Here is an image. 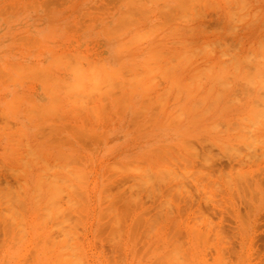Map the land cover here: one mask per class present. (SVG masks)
<instances>
[{"label": "rangeland", "instance_id": "374dc122", "mask_svg": "<svg viewBox=\"0 0 264 264\" xmlns=\"http://www.w3.org/2000/svg\"><path fill=\"white\" fill-rule=\"evenodd\" d=\"M15 1H16V4H15ZM178 1L181 4L183 2H185L186 4L184 3L182 5H185V6L187 5L186 6L187 8L183 7V9H181L182 6L178 8V6L176 4V3H178ZM240 1H241V4H244V2H245V0H240ZM240 1L235 0L233 2L232 0H228V1L227 0H213V1L212 0H204V1L203 0H196V1L195 0L194 1L193 0L192 1L183 0L181 2V0H157L155 2L153 0H36V1L35 0H0V11H1L0 12V20L1 21H2V19L4 21H6L9 18L10 19H12L13 17L16 18L18 15L15 16V15H13V13L14 14L15 13L20 14V13H22V10L25 12L28 11L26 14H25V12L21 14L22 16L26 15V17L24 16L23 18L27 19L28 16H31V18L33 17L32 20H30L31 18L29 19V17L27 20L34 21V22H36V20L38 21L41 19H43V21H45L50 17L49 15H51V19L53 21L54 19H56V16H59V19H57L59 21L58 23H56V21L54 20L55 21V24H54V21L52 22L50 18H49L50 20L49 19L48 20L52 23H50L49 21H47V22L54 25V26L56 25L55 28L57 27V29L63 25L62 27H63L64 33H65V30L66 31L68 30L69 35L72 33L73 36H74V34H76V36H79L78 34L80 33L79 37H81V35L84 36V33H85L87 27L89 29L87 31L90 33L93 31V29H95V25L99 24L100 26H103V28L98 26V28L101 31V29L104 30V26L107 23L108 24L110 23L109 25L112 26V18H115L113 20V23H115V20H116L115 27L112 26L113 28H111L109 25H106L105 27L108 26V28L113 29V32L115 34L117 33L116 35H120L118 33L122 32L121 33V35L123 34L122 38H125L124 37L125 34L127 36L129 34L134 35V36H132V38L130 35L129 38L127 37L125 40L130 39V38L133 39L135 37L133 39V41L130 39V42H128V43H129L130 47L131 46L134 47L133 50L135 49V47H137L139 50L138 49L134 50V55L131 59L132 55L131 54L128 55L127 53L128 52L131 53L132 49L130 50L131 52L128 49L127 51H125V53L130 58H128L127 56H125V58L129 59V61L132 64V66H129V68L131 67V69L137 71V66H138L139 67L138 73L139 72L144 73V75L143 74L139 75L140 73L138 74L139 78H140V79L139 78L138 79L141 80L142 82L139 83V81H138V83H137L138 89H140L142 91L143 96L140 93V95L142 96L140 98L139 97L140 95L138 94V92L136 93V97L140 98V99L138 98V104L140 101L142 103L140 102L141 106L137 110L138 112L140 111L139 114L137 112V115L138 116L140 115L139 117L136 114H134L136 112L135 108H134L135 112L132 111L131 114H130L131 110L125 108V111H126L125 114H128V115L130 114V116H129L130 118H131V115L132 116L136 115V117H133L132 123L129 121V119H126V118H125V121L124 120L123 121H124V123L129 121L131 124H129V122H127V123L129 124V126L132 125L130 127L132 129H134V131L132 130L131 132H130V129H128L129 130L128 133H126L127 131L124 133V134H127V135H125V140L127 139L126 137L129 136L130 138H128V139H129V141H131V139L133 137L130 135H134L132 133L135 132V130H136L135 127L138 126L137 127L138 132L140 129V132L138 134L136 133L137 132V130H136L135 134H137L136 137L137 136L138 137L137 138L135 137L136 139L132 140V143L130 144V145H132V147H134L132 149L133 151L131 150L132 147L129 148L130 146H128L129 145L128 140L126 141L128 145H125V147L128 146V147H126L127 151L131 150L130 153H127V155L129 156L128 157L129 159L132 160L131 157H133L134 155H136L138 153L137 154L138 156H135V157L141 158L142 163L139 162L140 161L139 158H138L139 161L136 160L137 162L141 163V164L138 163L140 165L139 166L140 170H139L138 169L139 167H137V168L134 167V166H137V164L134 162V164H136V165H134L133 163H132L133 164L132 165L131 160L128 159L130 161V163H129V161H126V162H128V164H127L128 166L126 165V167H129V170H126V171H127V174H129L128 171L131 172L130 165H129V164H131V166L133 167L134 170L137 169V170H139V172H141V170H142V172L140 174L147 172V173H145V175L143 174L142 176H139L140 179L142 178V180H140V183H142V181H143L144 184L145 185L147 184V185L146 186L143 185L141 187L140 184L138 183V181L135 182L134 188H132L130 185V188H132V190H135V191H136V188L138 189L140 187L139 192L136 191V193L137 194L139 193V195L142 196V197H140V196H138V197L141 198L140 203L143 202V204L138 206L137 205L139 203V200H138V203L136 204L137 205V208H136L137 212H135V210H132L130 212L129 217L126 216L125 222L124 223L120 222L121 223L120 225L123 224L122 228L118 227L119 222L117 220H115L116 224H114L113 223L114 219L111 217L113 219L112 223L115 226L112 227L110 225L112 227V229H111L109 224H108V228H105V226H103L106 231L101 229L102 232L104 231L103 233L100 232L99 236L97 234H95V233H99L97 229L100 228V225L102 224L101 222L105 223L106 218L108 220V217H110L109 214H111V213H109L107 217H103V219H100L101 218V216H100V218H98V219H100L99 221L97 220L96 217H99L97 215H100V213H97V212H94V214L85 216L86 220L85 219L81 220L85 225H83V228L81 227L82 231L81 230H78V231H79V235L83 234V236H84L83 237L81 235L80 239L83 238L81 242H82V246H84L83 248L84 249L86 248L85 251H86V255H87V258L89 260V263L91 261L94 264H96L95 260H98L100 262V264L102 262H103V264L104 263L108 264V262L109 263L111 262L110 259H113L114 262H111V264H114V263L115 264H124V262L126 264H129L130 262H132L134 260V257H136L135 261H133L134 264H136L135 262H137V264H144L145 262H146L145 264H148V263L152 264L151 261L154 262L153 258H155L158 254V256L155 258V259H157L159 257L160 253H162L164 255L165 249L174 251V249H176V245L177 246L179 245V247L181 248V246H183L185 244L186 246L184 245V247L182 249L187 251V247H188L187 253H190L188 256H190L192 253H194V251H198V250H196L197 248H199L200 251L202 252V253H200V256H199V254L198 255L194 254L193 258L190 256L194 260L195 264L198 261V259L197 260H196V258L194 259V257H196V256L197 257L199 256V261H201L199 264H203L202 258H200L202 256L206 261V262L204 261V264H221V263L222 264H264V116H263L264 115V80H263L264 77L261 74V73H263L264 69L260 70V68L262 66L261 63L257 64V62H256V66L254 65L255 64V62H254L255 58L250 56L251 52H253V51H251V49L250 50L248 49L250 47V45H248V44H250V43H249V41H247L245 39L248 36L247 37L244 36L245 34H247V35H249L248 38H250L249 33H256L257 36L260 35V38H262V39L264 38L263 36L261 37V35H264V22H262V21H264L263 20L264 19V1L258 0L259 1L258 2L256 0H249L251 2L250 3L247 0L246 1L247 4H245V5H247V7L243 8L245 10H243V9L239 10L240 5L238 6L236 2L239 3ZM231 2H233V3H231ZM162 3H165L164 4L165 7L163 5L161 6ZM211 3H212V5H211ZM215 3H216V6H215ZM226 3H229L231 5H236L235 7H236V9L238 8V10L234 9L235 7L233 8V6H230L229 4H226ZM169 4L172 6H168ZM174 4H176V7ZM2 5H3V7H2ZM178 5L180 6V4H178ZM219 5H220V7H219ZM250 6H252V7H250ZM170 7H172L173 9L170 10L171 9ZM215 7H217V9ZM260 7H261V9H260ZM162 8L164 9L163 12L161 11V10H163ZM166 8H168L169 10ZM230 8L233 10L236 17L232 13V10H230L231 13H228V12H230L229 11ZM13 9H14V11H13ZM185 9L189 12L188 14H187V11ZM3 10H4V12L2 13ZM15 10H18V11L20 10V11L18 12ZM165 10H167V11H165ZM176 10H177V12H176ZM179 10H180V12H179ZM254 10H256V11H254ZM236 11L239 13H237ZM245 11H248L247 15H246ZM5 12L6 13L8 12V15ZM11 12H12V14H11ZM29 12L32 14L29 15ZM45 12H46V14H45ZM178 12L181 15L185 12L186 15H184V14H183V16L180 15L181 18L179 20V16L176 15V13H178ZM243 12H245V13H243ZM41 13H43V15ZM120 13L124 14V15L119 16ZM169 13H171V14L173 13V14L170 15ZM179 13H178V15H179ZM222 13L224 15H221ZM242 13H243V15H241ZM251 13L254 17H252ZM3 14H5V16L2 18L1 15L3 16ZM9 14H11V15H9ZM27 14H28V16H27ZM47 14H48V16H47ZM116 14H117V16H116ZM166 14L168 17L165 16ZM190 14H191V16H190ZM229 14L230 15L232 14V17H233V19L231 18L232 21H231V19H227L228 16H230ZM237 14L241 15V16L239 15L241 17L240 18L241 20L237 19V16H238ZM6 15H7V18H6ZM44 15H46V16H44ZM8 16H10V17H8ZM38 16H40V19L38 18ZM42 16H43V18H42ZM53 16H55V18ZM61 16L64 17V18H62V20L65 19L66 26H64L65 24L63 23V21L60 22ZM126 16L129 18L128 19L127 18L121 19V17L125 18ZM130 16H131V18H130ZM172 16L174 17V19ZM189 16L191 17L190 19H189ZM222 16L224 18H222ZM243 16H244V18H243ZM18 17L16 18L17 20H18ZM116 17H117V19H116ZM256 17H258V18L256 19ZM103 18H106L107 20L105 19V21H104ZM109 18H111V19H109ZM118 18H119V20H122L121 21L122 23L118 20ZM182 18L183 19L186 18V20H183ZM242 18L245 20L242 21ZM25 19L23 20V19L19 18V20H22V22H24ZM101 19L103 22L102 25L99 22ZM171 19L173 20L172 22H171ZM234 19L235 20L237 19V23H238V20H240L239 21L240 23L237 24ZM17 20H16V22H17ZM19 20H18V22H19ZM169 20H170V22H168ZM226 20L228 22H226ZM252 20H255L256 22L252 21ZM249 21H251V22L249 23ZM22 22L18 23V25H20V24L23 25L24 23H22ZM94 22H97V23H94ZM232 22H233V24H232ZM246 22L250 25L247 24L245 27L244 24H246ZM1 23L3 24L4 22H1ZM7 23H8V21H7ZM9 23H13V22L10 21ZM61 23H62V25L60 26ZM225 23H227V25L228 24L229 25L232 24V25L226 26ZM91 24H93L94 26ZM234 24H237V25H234ZM29 25H31V24L29 23ZM89 25L93 26L94 28L89 27ZM178 25H181L182 27L181 26L178 27ZM190 25H191V27H188ZM201 25H204L205 28H204V26L201 27ZM259 25H262L261 26L262 28H259ZM6 26H8V25H6ZM12 26H13V24H11L10 27H12ZM58 26H60V27H58ZM67 26H68V28H67ZM116 26H118V28ZM195 26H196L197 30L195 28L193 29L194 31L191 30ZM24 27H25V25H24ZM150 27H152V28H150ZM225 27H226V30H225ZM227 27L230 28L229 30H231V31H227L228 30ZM249 27H251V28L249 29ZM22 28H23V26L21 28L19 27L20 30ZM96 28H97V26H96ZM116 28L118 30H116ZM135 28H137V29H135ZM170 28H172V29L170 30ZM201 28H203V29H201ZM240 28H241V30H240ZM258 28L260 30H258ZM3 29H5V28H3ZM16 29H18V26H17V28H15V30ZM60 29L62 31V28H60ZM83 29H85V30H83ZM111 29H108V30H111ZM148 29H150V30L152 29V31H148ZM184 29H185V31H184ZM188 29H189V31H188ZM204 29H205V31L206 30L207 31L205 32ZM7 30L8 31H6V32H10V31L13 32L14 31V29L12 30V28H11V30H9V29H7ZM23 30H25V29L23 28ZM30 30L31 29H29V31ZM105 30H107V29L105 28ZM173 30H174V32H173ZM213 30H215V32ZM29 31L25 30L24 32H27V33H24V34L21 31H18V32H21V34H22L21 35L22 37H20V38H22V40L19 39V41H18L16 39L17 40V42H16L15 39L12 38L14 40V41L13 40L12 41L16 42V44L18 42H19L18 45L22 44L23 50H22L21 45L20 46L16 45V47L17 46L21 47L20 50H22V51H24L26 49V46L24 48V43L21 41H24L25 37H28L26 39V41H29L30 38H34L37 35L36 32H33L32 30L30 31L31 34H29ZM123 31H125V34ZM147 31H148V33H147ZM187 31L189 32L190 35L188 34ZM220 31H221V36L218 35L220 33ZM226 31H227L228 35H224V32H225V34H227ZM232 31H233V33H232ZM69 32H71V33H69ZM88 32L85 33L86 34L85 38H87ZM94 32H95V30L92 33H94ZM137 32H138V34L139 33L140 34L138 35ZM142 32H144L145 35H142L143 34ZM13 33H12V36H13ZM16 33H17V31H16ZM16 33H14V35ZM179 33H181V34H179ZM182 33L184 35H182ZM68 34H67V36H68ZM72 34H71V37H72ZM176 34H178V35H176ZM16 35H19V34L17 33ZM16 35L14 37H16ZM61 35H64V34H61ZM61 35H60V40H61V38L63 40V37H65L66 35L63 37ZM229 35L232 37V39H234L235 45L233 44L231 37L229 38ZM6 36H7V38L10 37L8 35H6ZM67 36L65 38H67ZM222 36H224V37H222ZM71 37L67 38L66 41H68V39H71ZM225 37L227 38L226 41H224ZM7 38H6V40H8ZM39 38H40V36L38 38H36L37 40L35 39L36 42L33 41V44L35 43L34 45H36L37 47H39V45H41V43H42L41 42L42 39L41 38L39 39ZM75 38H77V37H75ZM85 38H83V39H85ZM217 39H219V40L222 39V40L219 41V43H218V42H216V41H218ZM6 40H5V42L7 43ZM57 40H59V39H57ZM62 40H61V42H62ZM76 40H78V38ZM76 40H72V42L70 43L71 46H73L72 43L75 42ZM201 40H203V41H201ZM213 40H216V41L213 42ZM227 40H229V41L227 42ZM9 41H10V38H9ZM9 41L7 44H11L10 42H12V41H10V42ZM66 41L63 40L62 43L66 42ZM70 41L71 40L66 42L65 45H61V46H63L62 48H64V50H66L68 48ZM179 41H182V42L180 43ZM185 41H187V42H185ZM189 41H190V43H188ZM205 41L210 42L211 46L212 47L214 46V48L216 47L218 49L220 46V48L218 50L216 49L217 50L216 52L217 53L219 52V55H221L220 53L222 50L223 51L225 50L228 53V55L227 54H225L226 56L224 54H222V55H224L223 58H225V60L227 62H229L226 64L232 63L228 60L233 58V60H232L233 64H230V65H237V67L233 66L235 69L233 67H232V69H230V67L228 69H224V66H223V69H222V67L219 66L218 72H216L217 70H215V68H214V70H209L211 68H208V66L207 67L202 66L203 68H206V69H203L204 71H202V70L196 71L195 70V72H194L193 68H192L193 72H191L192 70L189 68V70L187 69V71H186L187 72V74H186L187 79L189 77H192V75H194V76L197 75L194 77V79H192L193 77L190 78L191 81L193 80L192 81L193 83L190 82V79L187 80L189 82L188 83L186 81V79H185L186 77L184 75L183 76L185 78H183V80L185 79L184 81H186V82L181 80L182 76L180 77L179 74H178V76H179L178 78H181V79L177 80L175 78H172L173 75L175 74V70H174L175 68L174 69L172 68L174 71L170 68V64H169L170 60L169 59H170L171 55L173 57V58L171 57L172 58L171 60L174 61V62L170 61L172 63L171 65H173L175 62L177 63V61H175L174 58H176L177 56L179 57L180 54H178V52L181 53L183 51H186L185 49H187V47H189L188 48L189 50H187L186 54H188V52H189V54H191L190 57H193L195 55V54H193V50L198 51V49H199V47L193 48V46H196L199 44L200 48H202L201 46H205L206 43L204 45L203 44L201 45V43H204ZM100 42L101 41L99 40V43ZM123 42L128 46L127 42H125L124 40H123ZM174 42H176V43H174ZM221 42L223 44H221ZM224 42H225V44H224ZM28 43H30V45L27 47L29 49L31 47V49H30L31 51L32 50L36 51V46L33 47V44L31 43V41L27 42V44ZM67 43H68V45L66 47ZM213 43H214V45H213ZM73 44H74V46L69 47L67 50H69L71 48L70 49L71 51H73V50L75 51L74 47H76L78 45H76L77 42L73 43ZM78 44L81 45V40H78ZM87 44H89V45H87ZM94 44H96V43L94 42ZM97 44L95 46H97V47L99 46L102 49V46H100L99 44L97 45ZM218 44H220V45L218 46ZM232 44H233V46H232ZM12 45H14V44H12ZM58 45H59L58 47H61L60 41H59ZM85 45L89 46V47H85V48H89L88 49L89 53H91L89 55L93 59L96 58V60H97V59H99V57H101V55H100L101 49L100 50H99V48L97 49L91 42L86 41L84 46ZM91 45H93L95 48H93V46H91ZM227 45L231 49H229V47ZM8 46H10V45H8ZM129 46H128V48H129ZM222 46H224L225 49ZM124 47L127 49L126 46H124ZM172 47H174L175 49L174 48L171 49ZM226 47H228L227 48L228 51H227ZM235 47L237 50L235 49ZM251 47H252V44H251ZM62 48H60V49H62ZM79 48L86 50L84 47H79ZM205 48L206 47H203V49H200L201 51L199 50L200 52L198 51V57H195V58H197V60L200 57L199 53L200 54L202 53L201 57H203L204 52H205ZM232 48L234 49L233 52L236 53V51H237V54L234 53L237 56V59H236L235 55H232L233 52L229 53L230 50L232 51ZM245 48H247L248 50H246ZM29 49L25 50V51H29ZM60 49H58V50L60 51ZM90 49H93V50L97 49L96 52L97 53L99 52V54H96L94 52L95 50L93 51ZM12 50L13 49H11L10 51H12ZM18 50H19V48H18ZM164 50H166V51L163 52ZM219 50H221V51H219ZM25 51H24V53H25ZM35 51H34V53H36ZM247 51H251L250 54ZM37 52H38V50H37ZM156 52H157V54H155ZM169 52H172V53H169ZM175 52H177V54ZM14 53H15V51H14ZM246 53L249 54L248 59L251 57L250 63L247 62V65L250 67L252 65L251 62L253 61V65H254L253 67L247 68V66H246V61H248V60L244 59V58H247ZM16 54H17V52H16ZM22 54H23V52H22ZM22 54H20V55H22ZM28 54L30 55L31 53L29 52ZM94 54L98 57H96V56L94 57ZM152 54L154 57L155 56L157 58L160 57V59H157L156 57L154 58L152 56ZM173 54H174V56H173ZM189 54L185 55V53H184L183 59L180 58V57H182V55H180L179 59L178 58L177 59L179 61L184 60V55L187 56V58L189 59ZM175 55H177V56L175 57ZM196 55H197V53H196ZM222 55L219 56L220 58H218V56L215 55V58L217 57L218 60L221 61ZM251 55H254V53ZM23 56H21V57H23ZM32 56H33V53H32ZM36 56H37V54H36ZM168 56H169V58H168ZM212 56H213V54H212ZM228 56H230V58H228ZM240 56H241V58H240ZM25 57H27V56H25ZM152 57L154 58V60L152 59ZM215 58H213V59H215ZM227 58H228V60H227ZM234 58L236 59L235 60L236 63L234 62ZM257 58L260 59L261 62H262V58L264 60V57H262V56H259ZM143 59H145V60H143ZM131 60L132 61L134 60V63ZM163 60H165V62ZM222 60H224V59H222ZM193 61H195V60H193ZM244 61H245V63H244ZM3 62H4V59L1 58L0 63H2V64H0V67L2 66L4 68ZM130 62L128 63V65L130 64ZM142 62L144 63V65L142 64ZM147 62L149 63V65ZM151 62H153L152 63L153 65L151 64ZM164 63L169 64V65H165ZM238 63L241 65H239ZM134 64L136 67L133 66ZM162 64L165 66H163ZM145 65H147V67L150 66V68H152V67L154 68L155 66L158 65V66H160V69H161V65H162V68L164 67V69L165 68L167 69L166 66H169V67L167 70L165 69V71H164V69L157 70V67H156L155 69L157 71H154V70H152L153 68L147 69V67H145ZM141 66H142V69L144 67L143 71H140ZM211 67L213 68V66H211ZM238 67H240V68H238ZM254 67H255L256 71L254 70ZM169 68L172 70V72ZM219 68H221L222 70ZM236 68H238V70H236ZM262 68H264V64H263ZM2 69H1V71H2ZM5 69L6 68H4L3 69L4 71H2V72H5L7 70V69L6 70ZM146 69L149 70L148 72H151V74L147 73ZM257 69L259 70V72L260 71L261 72L258 73ZM168 70H170L171 73ZM247 70H249V71H247ZM162 71L165 73L168 72L169 74H164ZM176 71L178 72L179 70H176ZM199 71L202 73H199ZM230 71H233V72L230 73ZM234 71H237V72H234ZM243 71H244V74H243ZM127 72L129 73V71H127ZM160 72L163 73L162 75H166V76H168V75L171 76L173 73L171 78L173 80H177L175 82H178V81L181 82L182 81L181 83H184V84H180V86L181 85H183V86H181V87L179 86L178 88H176L177 86L175 85V83H172L173 82L172 79H170L169 77L167 79L165 76H163L162 77L163 80H161V82H159L161 79L160 78L161 74L159 75L158 73H160ZM203 72H205V73H203ZM7 73H6V75L5 74L3 75V73H0V75L2 74L1 77L3 78V80L7 79ZM153 73H154V75H153ZM198 73L200 75H198ZM247 73L249 76L247 75ZM204 74H208V75H206V77H205ZM232 74H233V76H232ZM147 75L149 77H147ZM227 75H228V79H227ZM153 76H155V77H153ZM198 76L199 77L201 76V77L198 78ZM246 76H248V77H246ZM4 77H6V78H4ZM175 77H177V75ZM224 77L226 78L225 79L226 83L224 81ZM148 78L152 79V80H149ZM195 78H197V79H195ZM169 79H170L171 85L169 84ZM216 79H218V80H216ZM0 80H2V79L0 78ZM211 82L213 84H211ZM24 84H25V86L30 84L29 86L33 87V85H31V83L27 84V82H25ZM140 84L143 85V88ZM188 84H191V85H188ZM156 85H158V86H156ZM167 85H168V87H167ZM25 86H23V87H25ZM185 86H186V88H185ZM187 86L189 89L187 88ZM32 87H30V88H32ZM169 87H170V89H168ZM209 87L211 90L209 89ZM175 88L177 90L180 89L179 93ZM26 89H27V86H26ZM138 89H137V91H139ZM196 89H197V91H195ZM145 90H146V92H145ZM161 90L164 91L163 92L164 95H163V93H161L162 92ZM166 90H169L168 94H166L167 93ZM175 90L177 91V97L180 95L179 98L175 97V99L176 98L179 99L180 102L178 100L175 101L173 99L174 98L173 96L176 95ZM2 91L3 90H1V92H0V96L2 94L5 95V92L3 91V93H2ZM186 92L188 93L187 96L189 95L188 98H190V100L187 98V105H185L186 102L183 103V101H184L183 96L185 97ZM174 93H175V95H174ZM215 93H217V94H215ZM158 95L160 96V98H163L162 101H160V102H159V100H161V99L157 98ZM219 95H220V97H216ZM213 97H215V98H213ZM164 98H166V99H164ZM202 98H204V99L202 100ZM2 99H0V100H2ZM197 100H198V102H196L197 103L196 104L195 101H197ZM215 100L218 102H216ZM210 101H212V102H210ZM260 101H263V102H260ZM223 103H225L224 104L225 106L223 105ZM107 104H108V106H107ZM107 104L105 105V107L111 106L109 103H107ZM193 104H194V106H193ZM191 106L194 107V111H193V107H191ZM181 107L182 108L186 107L188 112H186V108H183V110H182ZM110 108H112V107H110ZM190 108L192 110H190ZM195 108H197V109H195ZM109 109H107L106 111H107L108 115H110V113H111V118H112L113 117V115H112L113 111L110 112V111H108ZM189 110H190V112H189ZM121 111H123V114H124V110H121ZM177 111H179V113H177ZM200 111L202 113H199ZM180 112H183V113H180ZM194 112L196 113V115ZM0 114H1L0 115V126H1V128L2 127L5 128L6 126H8V124H10L9 126H11V127H15L16 125H18L16 122L11 121V122H13V124H12L13 126H12L11 123L9 122V120H6L5 115H2L3 112L1 110H0ZM114 114H116V113H114ZM123 114L120 113L121 118L125 115V114L124 115ZM192 114H194L195 118L192 117L193 116ZM108 115H105V116L108 117ZM118 115H119V113L116 114L115 116L118 117ZM3 116H4V118H3ZM105 116L103 118H105ZM115 116L112 119L106 117L104 120L106 123L108 122L107 124H103L104 122H101V121H98L97 123H96V121H94L96 123V125H94V122L92 121L93 125L91 124V127L94 126L96 130H100V129H103V127L107 126L106 131L111 132L113 126L118 127L120 125V127L124 126V129L126 130V127H128V124L127 123H125L124 125L119 124L118 122L121 119L119 118L120 120H118ZM191 117L193 120L189 119ZM3 120L4 121L6 120V122H3ZM136 120H138V122H136ZM85 121H88V120H85ZM89 121H90V119H89ZM115 122H116V124H115ZM3 123L5 124V126H2ZM90 123H91V121H90ZM117 124H119V125L117 126ZM87 126H90L89 122H88ZM260 128H263V129H260ZM115 130H116V128H115ZM100 131H98L99 135L102 133V137H103V135L105 133L103 134V132L102 131L100 132ZM106 131H104V132H106ZM84 137H86V138L88 137L87 140L89 141L90 144L87 142L88 144H86L87 146H85L84 144H85V141H87V140L82 137V138H80V140L82 139L81 140L82 142L79 141L80 145H81V143H83L82 145H84L86 148H88V150L91 149L90 147H93V149H91L92 154H90L91 152H89L87 150L89 152L91 158L93 157V161H92V159L90 160L93 162L92 170L90 168L91 167L90 165H92L90 163H92V162H89V159H90L88 156L89 154L87 153L86 150H82V148L80 147L81 153L84 152L85 154L86 153L88 154V155L87 154L85 155L86 160H85L84 155H83L84 153L82 154L81 158H83L82 163H83V161H84V163L86 162L83 165L88 170L90 168V171H92V172L89 171L91 173L92 178H96L97 176H99V173H100V177L98 178V180L100 181L103 179L102 176L105 175L104 173L108 170L107 174L110 178L108 177L107 182H106V179H104V185L109 186L111 184L114 187L113 188L111 185L109 186L110 189H109V187L108 188L106 187L108 192L109 193H112V192L116 193V192L120 191V190H116L117 188L121 189V191H122V188H125V189H123L122 193H125V191H126V193H128V192L130 193V190H129L130 188H128V187H129V184L133 183V181L128 180V177H129V179H131V177L133 176L132 173H130L132 176L129 174V176H127V178H124L125 181L122 182L123 185L120 183V185H122V186H120V187L117 186V184L119 183V177H117V175H119V174H115V172H117L115 168H118V167L117 166L115 167L112 165L111 166L114 168H112L111 166L108 167L111 163L112 164L114 163L113 160L115 157L108 155V157H110V158L103 157L102 159H99V155H100V157H102L101 154H103V156H105L104 153H101L103 150V148H102L103 147V141H101V143L99 145L92 138L93 142L95 141L99 145V147L96 148L97 144L94 145L95 142L93 143L91 141L90 136H84ZM100 137H101V135H100ZM83 139L85 141H83ZM97 139H99V138H97ZM99 140H97V141H99ZM126 142H125V144H126ZM88 145H89V147H88ZM254 145H255V147L256 146L257 147L255 148ZM95 148L97 149L96 156L94 155ZM128 148L130 150H128ZM0 152H1V148H0ZM257 152H258V154H257ZM143 155H146V156L149 155L152 158H150L149 156H148V158H146V156H143ZM173 155H175V156H173ZM248 155H249V157H248ZM252 155H253V157L251 159ZM156 157H158V158H156ZM144 158H145L146 163H144L145 161L143 162ZM164 158H167L168 161H167V159L165 160ZM151 159L158 162L157 164H159V162H160L159 160H161L160 164H163L164 162L165 163L163 165H157L155 163L151 165V162L153 161L152 160L150 162ZM111 160H112V162H111ZM147 160L149 163V169H151V170L153 169L152 170L153 172H151L153 174V176H151L152 178L151 177L149 178L146 176V175L150 176V174H151V173L148 174V172H150L149 169H147V171H144L145 165H147ZM162 161H163V163H162ZM108 162H109V164H106ZM101 163L103 164L102 167H101ZM104 164H105V166H104ZM156 165H157V167H156ZM106 166H107V170L106 169L104 170V167L106 168ZM153 166H155V167H153ZM158 166L162 170L165 169L166 166L167 167L169 166L167 168L168 170L166 169L168 171V172L166 171L168 174H170V173L172 174V172L173 173L175 172V180L176 181L173 180L174 184L172 182H171L172 184L171 183L168 184L167 182L162 183L165 181V179H163L164 181H162V178L160 180L161 182H157L159 180H156L155 177H157V179H158V177L160 175L158 176L157 174H161L160 172H162L164 174V177L166 179H167V176H170L167 173H164V170L161 171L160 168H158ZM132 167H131V169H132ZM162 167H164V168H162ZM146 168H148V167H146ZM170 168H172V169H170ZM113 169H115V170H113ZM96 170H99L100 172L97 171V173H96ZM103 170H104V172H103ZM112 170L116 176H112ZM159 170H160V172H159ZM109 172H111V175ZM177 172L180 173V175H177L178 174ZM155 173H156V175H154ZM101 174H103V175H101ZM163 174H162V176H163ZM166 174H167V176H166ZM138 175H139V173L137 174V178H139ZM105 176H104V178H105ZM144 176H146V178H144ZM183 176H186V177H183ZM124 177H126V176L124 175ZM133 177H135V179H136V176H133ZM133 177L131 180H135V179H133ZM153 177H154V181H153ZM179 177L182 179H179ZM116 178L118 179V181ZM183 178H185L186 180H184ZM143 179H145V180L149 179V181H144ZM159 179H160V177H159ZM172 179H173V177L172 178H171V176H170V178L168 177L169 182L172 181ZM180 180L182 182L184 181V183L186 181V183L182 185V182ZM114 181L116 182V184L114 183ZM128 181H130V182H128ZM188 181H190V183ZM127 182L129 184H127ZM145 182H151V184L152 183L153 184L151 185L150 183H145ZM108 183H110V184H108ZM124 183H126V184H124ZM136 183H138L139 185H136ZM158 183H160V184H158ZM177 183H179V185ZM98 184H100V183L98 182ZM173 185H174V188H171V186L173 187ZM148 186L150 188H148ZM154 186H156L155 190H157V191H155L153 189ZM157 186H158V189H157ZM161 187H162V189H161ZM165 187L166 188L168 187L167 190L165 189ZM126 188L128 189V191ZM142 188H143V190H142ZM175 188L177 189L178 194L176 193ZM147 189H149L150 193L147 192L148 191ZM109 190H111V191H109ZM159 190H160V192H159ZM163 190H165L164 192H166V193H164ZM186 190H188L187 192H189V193H187ZM167 191H168V196L167 195H166V197H165V195L163 196V194H167ZM181 191H182V193H181ZM132 192L133 191H131L130 194H132ZM134 192H133V194H136ZM154 192H156V193H154ZM157 192H158V194H157ZM119 193H121V192H119ZM153 194L155 195V197ZM170 194H171V196H170ZM183 194H184V196H182ZM127 195H129V194H127ZM181 197H183V198H181ZM91 200H93V201H91ZM88 202H89L88 203L89 206L91 205L90 207H92V208H98L99 207L98 197L95 196L94 193H92L91 197L88 199ZM167 202H169V203L167 204ZM103 204H102V206H105ZM127 205H130V204H127ZM132 205H133V203H131V206ZM126 206L123 207L124 208L123 212H125L123 215L129 214V211L128 212L125 211L126 209L129 210V208H128L129 206H127V208H126ZM168 208H169V212H168ZM133 209H135V207ZM140 209H142V210H140ZM144 209H148V210H144ZM160 209H163L164 214H163V211ZM171 209H172V211L170 213ZM138 210H140V212H142V214L144 212L145 214L148 213L149 215L143 214L144 220H141L143 218L139 219V217L140 216L143 217V215H141V213H140V215L137 217V215L139 213ZM174 210H176V212H174ZM165 212L168 213V214L166 213L167 216L169 215L168 218L163 216V215H166ZM102 213L105 214L106 212H102ZM170 214H171V217H170ZM173 214H175V215H173ZM111 216H114V215L111 214ZM174 216H175V218H177V217L178 218L177 219L174 218L175 219L174 220L173 219ZM88 217L90 218L91 221L89 219H87ZM123 217L124 216L121 215V218H123ZM135 217L138 218L139 226L143 224L142 225L143 227L141 226L142 228L140 230H139V228H140L139 226L135 227L136 228L135 229L136 234L133 235L132 232L135 233V231L131 230L132 228H134L133 226H135L134 224H132L134 222L133 220H135L136 225H138ZM147 218H148V220H147ZM155 219H156V221H155ZM159 219L161 222L159 221ZM107 220H106V222H108ZM150 220L153 221V223H149L150 225L146 223V226L149 225V227L148 226H147V228L144 227L145 222H147V221L151 222ZM3 221L4 220H2L1 222H3ZM97 221H98V223H97ZM158 221L160 222L159 224H158ZM174 221H176V222L174 223ZM172 222H173V224H172ZM87 223H89V224H87ZM110 223H111V221H110ZM154 223H155V225H154ZM3 224H4V222L0 224V229H2V231L0 230V238H1L0 244H1V240L3 242L8 237V236H6V233H5L7 231L5 226H4L5 224L4 225ZM96 224H97V226H96ZM151 224H152V226H151ZM156 224H158V225H156ZM174 224L176 225V227L178 225V227L179 228L181 227V228L178 229V227H177V229H176ZM79 225H81V223L78 224L77 228L79 227ZM192 225H195V227ZM150 226L154 229L150 228ZM168 226H170V227H168ZM106 227H107V225H106ZM123 227H124V230H123ZM101 228H102V226H101ZM148 228H150V229H148ZM170 228L172 229L171 231L169 230ZM192 228L194 231L192 230ZM195 228L197 231L195 230ZM78 229H80V227ZM114 229L115 230L117 229V231H114ZM144 229H147L148 231H150L152 229L154 232L150 231V233H149L146 230V233H147L146 234ZM142 230H144V231H142ZM113 231L115 233L118 232V234H115L116 235L115 236ZM107 232H108V234H106L107 237H104L105 233H107ZM122 232H124V233H122ZM152 232H153V234H152ZM194 232H195V234H194ZM112 233H113V235H112ZM141 233L142 234L145 233V235L143 234L141 236L140 235ZM199 233H202L203 235H201V234L199 235ZM205 233H206V235H204ZM9 234H7V235H9ZM101 235H103V236H101ZM110 235L112 237H110ZM146 235L148 236V238L146 237ZM198 235L200 237H197ZM27 236H29V235H27ZM130 236L132 237V240L130 239ZM169 236L172 237V240H174V239L176 240V242L173 241V245H170L172 243V241L170 240L171 238L169 239V241H171V243L167 242V240H168L167 238ZM195 236L197 239L195 238ZM85 237H86V239H85ZM144 237H146L147 239ZM176 237H178V238H176ZM180 237H182V239ZM9 238L7 239L6 242L4 241L5 243L4 242L2 243V244H4L2 246H5L7 249H5V247L0 246V248L5 249V250L0 249L1 250L0 260L3 259L2 260L3 262H5V259H6V256L4 259V255L9 254L8 253L9 252L8 247L16 239L11 234H10ZM110 238L116 239L117 241L120 240L119 238L123 239V240H120L121 243H119L120 245H122V247H120V245L116 244V243H118L116 240H113ZM136 239H138V240H136ZM143 239H146L145 244H144ZM85 240H87V243ZM177 240H179L178 243H177ZM182 240H185V241H182ZM112 241H114L115 244H111ZM136 241H138L139 244L138 243L135 244ZM156 241H158V242H156ZM162 241H163V243H162ZM181 241H182L183 245L181 244ZM186 241L189 244V246H187ZM28 242H29V244H27ZM28 242L23 243L25 245L21 248L23 255H24V253L27 254L30 251V249H32L33 245H31L30 240ZM200 242H201V244H200ZM212 242H214V243H212ZM215 242L217 243V245ZM141 243L144 244L143 248L140 249L141 251H139V250L136 251L137 248L138 249L140 248L139 247L140 245L142 247ZM175 243H176V245H175ZM13 245H14V248H11V250L14 249L13 252H15L16 249L19 248L20 243H15ZM13 245H11V246L13 247ZM116 245H117V247H116ZM149 245L151 246V248L149 247ZM212 245H213V247H212ZM28 246H30L31 248L30 247H29L30 249L27 248ZM131 246H132V252L129 251ZM147 246L150 249L149 250L147 249V251L145 253H143V251L146 250ZM168 246H169V249L167 248ZM24 247H26V249ZM119 247L122 249L121 251L118 250ZM157 247H159V248H157ZM180 248H177V249L181 250ZM116 249H117V251L120 252L119 254H118V252H115ZM89 250H91V252L93 253L94 256L96 255L95 260H93L94 256L92 255V253ZM167 250L165 251L166 255H168V254H169V256L172 255V258L171 257L169 258V256L164 255V257H166V259H168V258L170 259V260H168L169 262L172 261L173 259H176L175 257H178L180 252L183 251V250H181V251L178 250L179 252L178 251L176 252V250H175V253L172 251L173 253L171 252V254H170V252ZM200 251H198V253ZM128 252L130 253V255ZM147 252H149V253L146 254ZM167 252H168V254H167ZM21 253L19 254V256H21V257H19L20 260H22L23 257L25 256V255L23 256ZM29 253H33V252L31 251ZM88 253H90V254H88ZM135 253H137V254H135ZM138 253H139V255H138ZM176 253H179L178 256H176ZM162 254L160 257H162ZM182 254L185 255L186 253H181L180 255L182 256ZM35 255H36V253H35ZM90 255L92 257H90ZM184 255H183V258H180V259H183V263L185 261ZM1 256H3V257H1ZM181 256H179V257H181ZM185 256H187V255H185ZM25 257H27V256H25ZM28 257H30V256H28ZM36 257H37V255H36ZM36 257H35V260H36ZM140 257H143V259H145V261ZM149 257H150V259H149ZM190 257H188L187 259H189ZM17 258H18V256H17ZM108 258H109V260H107ZM159 258L157 260H155V262H157L159 260V264H161L160 262H162L163 260L166 261L165 258L163 260L161 259V261ZM223 258H224V261H223ZM119 259L121 261H119ZM180 259H179V261H180ZM123 260H125V261H123ZM140 260L141 261L143 260L144 263L141 262ZM2 261H0V263L4 264ZM24 261L25 260L23 259V262ZM36 261H35V263H36ZM98 261H97V264H99ZM165 261H163L162 264H165L166 262H167V264L169 263L168 261H166V262ZM190 261L191 260H189V262H188L189 264H194V263H191ZM217 261H219V263ZM23 262L20 261L21 264ZM33 262H30V263L27 262L26 264H31V263L33 264ZM133 262L130 264H133ZM155 262H154V264H155ZM186 263L187 262H185L184 264H186Z\"/></svg>", "mask_w": 264, "mask_h": 264}, {"label": "bare ground", "instance_id": "6f19581e", "mask_svg": "<svg viewBox=\"0 0 264 264\" xmlns=\"http://www.w3.org/2000/svg\"><path fill=\"white\" fill-rule=\"evenodd\" d=\"M36 1V0H35ZM153 1H157V0H153ZM183 0H181V2H182ZM189 1H192V0H189ZM194 1V0H193ZM196 1V0H195ZM204 1V0H203ZM213 1V0H212ZM228 1V0H227ZM233 2L235 1V0H232ZM237 1V0H236ZM238 1H240V0H238ZM246 1L247 0H245V2H244V4H241V1L238 3V2H236L237 3V5L239 6L240 5V8H239V10L240 9H243V8H246L247 7V5H245V4H247L246 3ZM249 1V0H248ZM256 1H258V0H256ZM255 1V2H256ZM264 1V0H263ZM233 2H231V3H233ZM250 2V1H249ZM259 2V1H258ZM35 3V2H34ZM185 2H183L182 4H184ZM193 3V2H192ZM208 3V2H207ZM251 3V2H250ZM11 4V3H10ZM15 4H16V1H15ZM165 3H162L161 4V6L163 5L164 7H165V5H164ZM177 4V6H178V8L179 7H181L182 6V8L181 9H183V7H185V8H187L185 5H182L181 3H179V1H178V3H176ZM176 4H174L175 5V7H176ZM178 4H180V6L178 5ZM186 4V3H185ZM201 4V3H200ZM214 4V3H213ZM226 4H229V3H226ZM249 4V3H248ZM9 5V4H8ZM7 5V6H8ZM13 5V4H12ZM167 5V4H166ZM203 5V4H202ZM211 5H212V3H211ZM218 5V4H217ZM230 6H233V8L236 6V5H231V4H229ZM228 5V6H229ZM16 6V5H15ZM14 6V7H15ZM26 6V5H25ZM168 6H172V5H168ZM215 6H216V3H215ZM227 6V7H228ZM2 7H3V5H2ZM11 7V6H10ZM37 7V6H36ZM174 7V6H173ZM174 7V8H175ZM219 7H220V5H219ZM218 7V8H219ZM250 7H252V6H250ZM7 8V7H6ZM155 8V7H154ZM171 9L170 10H172L173 8L172 7H170ZM216 9H217V7H215ZM232 8V7H231ZM229 9V11L230 10H232V9ZM249 8V7H248ZM247 8V9H248ZM163 9V8H162ZM166 9H168V8H166ZM234 9H236V7L234 8ZM257 9V8H256ZM259 9V8H258ZM260 9H261V7H260ZM2 10V9H1ZM8 10V9H7ZM6 10V11H7ZM160 10V9H159ZM169 10V9H168ZM178 10V9H177ZM177 10H176V12H177ZM186 10V9H185ZM204 10V9H203ZM236 10H238V8L236 9ZM243 10H245V9H243ZM13 11H14V9H13ZM15 11H18V10H15ZM20 11V10H19ZM18 11V12H19ZM162 12L164 11V9L163 10H161ZM165 11H167V10H165ZM187 11V10H186ZM254 11H256V10H254ZM1 12V11H0ZM4 12V10L2 11V13ZM25 11H23L22 10V13H24ZM28 11H26L25 12V14L27 13ZM161 12V13H162ZM172 12V11H171ZM174 12V11H173ZM179 12H180V10H179ZM178 12V13H179ZM226 12V11H225ZM237 12V11H236ZM246 12V15L248 14L247 12L248 11H245ZM245 12H243V13H245ZM6 13V12H5ZM10 13V12H9ZM22 13H20V14H18V13H13V15H18L17 17H18V20H19V18L20 19H25V18H23L24 16L26 17V15H21ZM39 13V12H38ZM178 13H176V15L177 16H179V20H180V13H179V15H178ZM189 12L187 11V14H188ZM228 13H231V11L230 12H228ZM232 13L234 14V12H233V10H232ZM237 13H239V12H237ZM243 13L241 14V15H243ZM257 13V12H256ZM7 15H8V12L6 13ZM11 14H12V12H11ZM11 14H9V15H11ZM32 13H30L29 12V15H31ZM40 14V13H39ZM42 15H43V13H41ZM45 14H46V12H45ZM170 15H172L171 13H169ZM184 15H186L185 14V12L183 13ZM183 14L181 15V16H183ZM192 14V13H191ZM191 14H190V16H191ZM7 15H6V18H7ZM36 15V14H35ZM34 15V16H35ZM38 15V14H37ZM119 15V14H118ZM121 15H124V14H121L120 13V15L119 16H121ZM221 15H224L223 13L221 14ZM230 15V14H229ZM235 15V14H234ZM233 15V16H234ZM238 16H237V19H240L241 17V15L240 14H237ZM240 15V16H239ZM245 15V14H244ZM245 15V16H246ZM251 15H252V13H251ZM5 16V14H3V16L1 15V17L3 18ZM22 16V17H21ZM27 16H28V14H27ZM44 16H46V15H44ZM47 16H48V14H47ZM50 17V19H51V15H49ZM116 16H117V14H116ZM165 16H167V14L165 15ZM189 16V19L191 18ZM231 16V17H230ZM230 16H228V18L227 19H233V17H232V14L230 15ZM256 16V15H255ZM8 17H10V16H8ZM16 17V18H17ZM29 17V19L31 18V16H28ZM28 17H27V19H28ZM54 18H55V16H53ZM124 17V16H123ZM168 17V16H167ZM170 17V16H169ZM173 17V16H172ZM235 17H236V15H235ZM252 17H254L253 15H252ZM12 18V17H11ZM15 17H13L12 19L14 20H12V19H7L6 21H4L3 19H2V21L0 20V59L1 58H3L4 59V68H6L5 70L8 72H2V71H4L1 67V69H2V71H1V69H0V73H3V75L5 74L6 75V73H7V79H5V80H3V78L1 77L2 76V74L0 75V78L3 80H0V89L1 90H3L4 92H5V95L4 94H2L1 96H0V99H2L3 97V99L2 100H0V110L3 112V114L2 115H5V117H6V120H9V122L11 123V125L13 124V122H11V121H14V122H16L18 125H16L15 127H11V126H9L10 124H8V126H6L5 128L4 127H2L1 128V126H0V148H1V152H0V222L2 221V220H4L3 222H4V226H5V228H6V236H8L4 241L6 242L7 241V239L9 238V236H10V234L13 236V237H15L14 239H15V241L14 242H12L13 244H15V243H20V246H19V248L18 249H16V251L15 252H13V250H11V248H14V245L11 243V245H13V247L10 245H8L9 247H8V255L6 254V255H4V259H5V256H6V259H5V262H3L2 260H0V261H2L4 264H21L20 263V261L21 262H23V259L25 260L22 264H26L27 262L28 263H30V262H33L34 260H35V257H36V255H37V257H36V263L37 264H94L93 262H91L90 261V263H89V260H88V258H87V255H86V251H85V249L83 248L84 246H82V239H80L81 238V235L83 236V234H81V235H79V231L78 230H81V227L83 228V225H85L81 220H83V219H85L86 217L85 216H88V215H91V214H94V212H97V213H100V215H97V216H99V217H96L97 218V220L99 221L100 219H103V217H107L108 216V214L109 213H111L112 215H114V216H111V214H109L110 215V217H108V220H107V218H106V220L108 221V222H106V220H105V223H103V222H101L102 224L100 225V228H98L97 230H98V232L99 233H95V234H97L98 236H99V234H100V232L101 233H103L102 231H101V229L102 230H105V228H108V224H109V226L111 225L112 227L113 226H115V225H113V223L114 224H116V221L115 220H117L118 222V224L120 225L121 223H124L125 222V219H126V216L127 217H129V215H130V212L132 211V210H135V212H137L136 210V208H137V205L139 206V205H141V204H143V202L142 203H140V201H141V198L140 197H142V196H140L139 195V193L137 194L136 193V191L137 192H139V188L137 189L136 188V191L135 190H132V188H134V186H135V182L136 181H138V183L140 184V186L142 187L143 185H145L144 184V182L142 181V183H140V180H142V178L140 179V177L139 176H142L143 174L145 175V173H147V172H144V171H147V169H149V163H148V160H147V165H145V168H144V173H142V174H140L141 172H142V170H141V172H139V170H140V165L139 164H141L142 163V161H141V158H139L140 159V161L138 160V158L137 157H135V156H138L137 154L136 155H132L133 157H131L132 158V160L131 159H129L128 157V155H127V153H130L131 152V150L134 148V147H132V145H130L131 143H132V140H135L137 137H136V135L140 132V129H139V132H138V126L137 127H135L136 128V130H137V132H136V130H135V132L137 133V134H135V132H133L132 134H134V135H130V136H132L133 138L131 139V141H129V139L128 138H130L129 136H127L126 138V140H125V135H127V134H124L126 131V133H128V129H130V132L133 130L134 131V129H132L130 126H132V125H130L129 126V124H131L133 121V117H136V115H137V110H138V108L141 106L140 105V102H139V104H138V98L140 97H142L143 96V93H142V91L140 90V89H138V81H139V83H141L142 81L141 80H139L140 78H139V75H141V74H143L144 75V73H138V71H139V67L137 66V71H135V70H133V69H131V67L129 68V66H132V64H131V62L129 61V59H127V58H125V56H127L126 55V53H125V51H127L128 49H129V51L132 49V52L131 53H127L128 55H132L131 56V59H132V57H133V55H134V50H136V49H138L137 47H135V49L133 50V48L134 47H130L129 46V43L128 42H130V39L132 38V36H134L133 34L131 35V34H129L128 36L125 34V31H123L124 32V37L125 38H122V36H123V34L121 35V33L119 32L118 34H120V35H116L114 32H113V29H111V28H113V27H115V23H116V20H115V23H113V20L115 19V18H112V26L111 25H109L107 22V24H105V26L106 25H109L111 28H108V26L107 27H105L104 26V30H102L101 29V31H100V29L98 28V26H100L99 24H96L95 25V29H93V31L95 30V32L94 33H92V32H88L87 30H89L88 29V27L86 28V31H85V33L86 32H88V34H87V38H85L86 37V34L84 33V36L83 35H81V37H79L80 36V33L78 34L79 36H76V34H74V36L75 37H77L78 38V40H81V45H79L78 44V40H76L77 38H75L74 36H73V34L71 33V32H69V33H71L72 34V37H71V34L69 35L68 34V30L66 31L65 29V33H64V31H63V25H62V23L60 24V26H58V27H60V28H62V31H61V29L60 28H58L57 29V27L55 28V26L54 25H52V24H50V23H52L54 20L56 21V23H58L59 21L57 20V19H59V16H56V19H54L53 21H52V19H51V21L52 22H50L48 19L47 20H45V21H43V19H41V20H36V22H34V21H30V20H32V18L30 19V20H27V19H25V21L24 22H22V20H19V22H18V20L16 19ZM37 18V17H36ZM38 18L40 19V16H38ZM42 18H43V16H42ZM46 18V17H45ZM44 18V19H45ZM62 18H64V17H60V22H62L63 21V23L65 24L64 26H66V21H65V19H63L62 20ZM111 18H109V19H111ZM128 19L129 17H125V18H122L121 17V19ZM130 18H131V16H130ZM222 18H224L223 16H222ZM243 18H244V16H243ZM242 18V21L243 20H245V19H243ZM258 17H256V19H257ZM17 20V22H16V20ZM105 19L106 18H103V20L105 21ZM116 19H117V17H116ZM173 19H174V17H173ZM183 19V18H182ZM232 19H231V21H232ZM237 19L235 20L236 21V23H237ZM107 20V19H106ZM118 20H119V18H118ZM183 20H186V18L185 19H183ZM233 20V21H234ZM241 20V19H240ZM240 20H238V23H240L239 21ZM264 20V19H263ZM7 21H8V23L11 21V22H13V23H7ZM47 21H49L50 23H48ZM55 21H54V24H55ZM99 21V20H98ZM120 22L122 21V20H119ZM124 21V20H123ZM173 20L171 19V22H172ZM192 21V20H191ZM230 21V20H229ZM252 21H255V20H252ZM1 22H4L3 24L1 23ZM15 22V23H14ZM20 22H22V23H24L23 25H18V23H20ZM100 22V24L102 25V19L99 21ZM126 22V21H125ZM128 22V21H127ZM168 22H170V20L168 21ZM226 22H228L227 20H226ZM251 21H249V23H250ZM256 22V21H255ZM262 22H264V21H262ZM29 23L31 24V25H29ZM94 23H97V22H94ZM105 23V22H104ZM119 23V22H118ZM122 23V22H121ZM129 23V22H128ZM132 23V22H131ZM158 23V22H157ZM235 23V22H234ZM237 23V24H238ZM245 23V22H244ZM11 24H13V26L12 27H10L11 26ZM114 24V25H113ZM154 24V23H153ZM159 24V23H158ZM226 24V26H228L227 25V23H225ZM232 24H233V22H232ZM232 24H230V25H232ZM237 24H234V25H237ZM248 23L246 22V24H244L245 25V27H246V25H247ZM6 25H8V26H6ZM10 25V26H9ZM16 27H15V26ZM24 25H25V27L27 28H25L24 27ZM59 25V24H58ZM91 25H93V24H91ZM199 25V24H198ZM229 25V26H230ZM233 25V26H234ZM243 25V26H244ZM248 25H250V24H248ZM254 25V24H253ZM17 26H18V29H16L15 30V28H17ZM23 26V28L25 29V30H28L29 31V29H31L33 32H36V38H38L39 36H40V38L42 39V43H41V45H39V47H37L36 45H34L33 44V41H35V39L34 38H30V40L29 41H31V43L33 44V47H35L36 46V51L35 50H30L31 49V47H30V49L27 47V46H29L30 45V43H28L27 44V42H29V41H26V39L28 38V37H25L24 39V41H21L22 40V38H20V37H22L21 35V32L24 34V33H27V32H24L25 30H23V28L20 30L19 29V27L21 28ZM94 26V25H93ZM93 26H90L89 25V27H91V28H94ZM96 26H97V28H96ZM154 26V25H153ZM173 26V25H172ZM177 26V25H176ZM175 26V27H176ZM181 25H178V27H180ZM200 26V25H199ZM198 26V27H199ZM202 26H204V25H201V27ZM239 26V25H238ZM252 26V25H251ZM262 25H259V28H262L261 27ZM9 27V28H8ZM14 27V28H13ZM31 27V28H30ZM100 27H102L103 28V26H100ZM117 28H118V26H116ZM120 27V26H119ZM161 27V26H160ZM159 27V28H160ZM182 27V26H181ZM186 27V26H185ZM188 27H191V25L190 26H188ZM3 28H5V29H3ZM11 28H12V30L14 29V33H16V31H17V33L19 34V35H16V37H14L15 35H14V33L13 32H6V31H8L7 29H9V30H11ZM65 28V27H64ZM67 28H68V26H67ZM105 28L107 29V30H105ZM116 28V30H118ZM149 28V27H148ZM150 28H152V27H150ZM157 28V27H156ZM173 28V27H172ZM172 28H170V30L172 29ZM177 28V27H176ZM196 29V26L195 27H193L191 30H193V29ZM204 28H205V26H204ZM242 28V27H241ZM241 28H240V30H241ZM251 27H249V29H250ZM258 28V30H260ZM108 29H111V30H108ZM120 29V28H119ZM126 29V28H125ZM135 29H137V28H135ZM201 29H203V28H201ZM224 29V28H223ZM227 31H231V30H229L230 28H228L227 27ZM235 29V28H234ZM243 29V28H242ZM30 30V31H31ZM60 30V31H59ZM82 30V29H81ZM83 30H85V29H83ZM124 30V29H123ZM154 30V29H153ZM169 30V31H170ZM175 30V29H174ZM174 30H173V32H174ZM180 30V29H179ZM190 30V31H191ZM197 30V29H196ZM225 30H226V27H225ZM18 31H21V32H18ZM30 31H29V34H31L30 33ZM71 31V30H70ZM121 31V30H120ZM146 31V30H145ZM148 31H152V29L150 30V29H148ZM148 31H147V33H148ZM184 31H185V29H184ZM188 31H189V29H188ZM187 31V32H188ZM194 31V30H193ZM204 31H205V29H204ZM207 31V30H206ZM205 31V32H206ZM214 32H215V30H213ZM218 31V30H217ZM227 31H226V33H227ZM82 32V31H81ZM168 32V31H167ZM202 32V31H201ZM213 32V33H214ZM258 32V31H257ZM7 33V34H6ZM12 33H13V36H12ZM143 34L142 35H145L144 34V32H142ZM146 33V32H145ZM151 33V32H150ZM200 33V32H199ZM218 33V32H217ZM231 33V32H230ZM232 33H233V31H232ZM61 34H64V35H61ZM67 34H68V36H67ZM137 34H138V32H137ZM140 34V33H139ZM138 34V35H139ZM166 34V33H165ZM179 34H181V33H179ZM188 34H189V32H188ZM250 34V38H248L249 37V35H247V34H245L244 36L245 37H247V38H245L247 41H249V43L250 44H248V45H250V47L248 48L249 50L251 49V51H253V52H251V51H247V52H249V54H250V52H251V54H253L254 53V55H251L250 54V56L251 57H254L253 59H254V62H255V66H256V62H257V64L258 63H261V68H260V70L261 69H264V68H262L263 67V64H264V60H263V58H262V62H261V60L260 59H258L257 57H259V56H262V57H264V38L262 39V38H260V35H258L257 36V34L256 33H249ZM253 34V35H252ZM256 34V35H255ZM6 35H8V36H10V37H8L7 38V36ZM60 35L63 37V36H67V38H69V37H71V39H68V41L69 40H71L70 42H69V45H68V43L66 44V47H67V45H68V48L69 47H73L74 46V44L73 43H76L77 42V44L76 45H78V46H76V47H74L75 48V51L73 52V51H71L70 49L69 50H64V48H62L63 46H61V45H65V43L66 42H68V41H66V39L67 38H65V37H63V40L64 41H66V42H64V43H62L63 42V40H62V38H61V40H62V42H61V40H60ZM131 35V38L130 39H127V40H125L127 37L129 38V36ZM147 35V34H146ZM156 35V34H155ZM176 35H178V34H176ZM182 35H184L183 33H182ZM190 35V34H189ZM217 35V34H216ZM215 35V36H216ZM218 35H220L221 36V31H220V33L218 34ZM224 35H228V33L227 34H225V32H224ZM235 35V34H234ZM233 35V36H234ZM33 36V35H32ZM83 36V37H82ZM141 36V35H140ZM193 36V35H192ZM252 36V37H251ZM257 36V37H256ZM264 37V35H261V37ZM8 39V40H6V38ZM18 37V38H17ZM75 39H74V38ZM143 37V36H142ZM141 37V38H142ZM174 37V36H173ZM222 37H224V36H222ZM228 37V36H227ZM231 36L229 35V38H230ZM9 38H10V41H12L13 39H15V41L17 42V40L19 41V39H21L20 41L21 42H23L24 43V48H25V46H26V49L25 50H28L29 49V51H25V53H24V51H22L23 50V46H22V44H19L18 45V43L16 44V42H10L9 41ZM13 38V39H12ZM39 38V39H40ZM65 38V39H64ZM83 38H85V39H83ZM94 38V39H93ZM135 38V37H134ZM133 38V39H134ZM212 38V37H211ZM215 38V37H214ZM221 38V37H220ZM228 38V39H229ZM17 39V40H16ZM34 39V40H33ZM57 39H59V40H57ZM83 39V40H82ZM93 39V40H92ZM97 39V40H96ZM133 39H131L132 41H133ZM138 39V38H137ZM210 39V38H209ZM216 39V38H215ZM224 39V38H223ZM226 37H225V40L224 41H226ZM244 39V40H245ZM5 40L7 41V43H8V41L11 43V44H7L6 42H5ZM37 40V39H36ZM72 40H76L75 42H73L72 43V45L73 46H71V42H72ZM96 40V41H95ZM99 40L101 41L100 43H99ZM123 40L125 41V42H127L128 43V46H129V48H128V46L123 42ZM129 40V41H128ZM184 40V39H183ZM200 40V39H199ZM218 41H216V40H213V42L214 41H216V42H218L219 43V41H221V40H219V39H217ZM231 40H232V42H233V44H234V39H232V37H231ZM230 40V41H231ZM59 41H60V46L61 47H58L59 45ZM91 42L94 46L98 43L100 46H102V49L98 46H95L97 49L99 48V50L101 49V53H100V55H101V57H99V59H97L96 60V58L95 59H93L89 54H91V53H89V48H85V47H89V46H87V45H89V44H87V45H85L84 46V44H85V42ZM96 43V44H94V42ZM98 41V42H97ZM163 41V40H162ZM174 41V40H173ZM191 41V40H190ZM190 41L188 42V43H190ZM194 41V40H193ZM192 41V42H193ZM201 41H203V40H201ZM210 41V40H209ZM212 41V40H211ZM229 40H227V42H228ZM36 42V41H35ZM137 42V41H136ZM155 42V41H154ZM159 42V41H158ZM167 42V41H166ZM172 42V41H171ZM180 43L182 42V41H179ZM184 42V41H183ZM185 42H187V41H185ZM199 42V41H198ZM132 43V42H131ZM174 43H176V42H174ZM206 43V45L205 46H201L202 48H200V46H199V44L198 45H196V46H193L192 44V46H193V48L194 47H199V49H198V51L200 50V49H203V47H206L205 48V52H204V55H203V57H201V54L199 53V55H200V57L198 58V60H197V58H195V57H198V51H194L193 50V54H195L193 57L195 58H193V57H190L191 56V54H189V52H188V54H189V59L187 58V56H185V55H188V54H186V52H187V50H189L188 48L189 47H187V49H185L186 51H183V52H178V54H180V55H182V57H180V55H179V57L181 58V59H183V54L185 53V55H184V60H181V61H179L178 59H179V57L177 56V55H175V57L176 58H174V60L175 61H177V63L175 62L173 65H171L172 63L170 62V61H173V60H171L173 57H172V55H171V57H170V61H169V64H170V68L172 69H174L175 70V74L173 75V73H172V75H173V77H172V75L170 76V75H168V76H166V75H162L163 73L164 74H169L168 72H163V73H158L161 77V79H160V81L159 82H161V80H163V76H165L167 79H168V77L170 78V79H172V78H175V79H177V80H179V79H181V78H178L179 76L181 77L182 76V81H184L185 79H186V81L187 80H189L190 78H192V79H194V77L195 76H197V75H192V77H189L188 79H187V69L189 70V68L192 70V68L194 69V72H195V70L197 71V70H202V71H204L203 69H206V68H203L202 66H208V68H211V69H209V70H214V68H215V70H217L216 72H218V67L220 66V67H222V69H223V66H224V69H228L229 67H230V69H232V67L234 66H236L237 67V65H230V64H233V58L232 59H230V60H228V58H230V56H228V58H227V60L228 61H230V62H232V63H230V64H226V63H229V62H227L226 60H225V58H223L224 57V55L225 54H227L228 55V53L224 50H219V51H221V55L222 54H224V55H222V58H221V61L220 60H218V58H220L219 56H221V55H219V52L217 53L216 51L220 48V44H218V46H219V48L217 49L216 47L214 48V46L212 47L211 46V44H210V42H207V41H205L204 43H201V45L203 44H205ZM212 43V42H211ZM12 44H14V45H12ZM97 44V45H98ZM165 44V43H164ZM183 44V43H182ZM221 44H223L222 42H221ZM224 44H225V42H224ZM228 44V43H227ZM231 44V43H230ZM233 44H232V46H233ZM251 44H252V47H251ZM8 45H10V46H8ZM16 45H18V46H20L21 45V47H22V50H20L21 49V47H16ZM93 45H91V46H93ZM155 45V44H154ZM159 45V44H158ZM190 45V44H189ZM213 45H214V43H213ZM229 45V44H228ZM227 45V46H228ZM235 45V44H234ZM247 45V46H248ZM32 46V45H31ZM93 46V48H95ZM124 46H126L127 47V49L124 47ZM135 46V45H134ZM160 46V45H159ZM191 46V47H192ZM209 46V47H208ZM217 46V47H218ZM226 46V45H225ZM231 46V45H230ZM65 47V46H64ZM65 47V48H66ZM79 47H84L86 50H83V49H80ZM153 47V46H152ZM224 49H225V47L224 46H222ZM229 47V46H228ZM228 47H226V49L228 48ZM244 47V46H243ZM15 48V49H14ZM18 48H19V50H18ZM39 48V49H38ZM60 48H62V49H60ZM73 48V49H74ZM79 48V49H78ZM92 48V47H91ZM174 47H172L171 49H173ZM247 48H245L246 50H248ZM11 49H13L12 51H10ZM58 49H60V51L58 50ZM96 49V50H97ZM126 49V50H125ZM158 49V48H157ZM175 49V48H174ZM197 49V48H196ZM217 49V50H216ZM222 49V48H221ZM229 49H231L230 47H229ZM235 49H236V47H235ZM17 50V51H16ZM37 50H38V52H37ZM88 50V51H87ZM90 50H93V49H90ZM95 50V49H94ZM93 50V51H94ZM96 50L94 51L96 54H99V52L97 53L96 52ZM139 50V49H138ZM192 50V49H191ZM190 50V51H191ZM233 48H232V51L230 50V52L229 53H232L233 52ZM237 50V49H236ZM245 50V51H246ZM14 51H15V53H14ZM19 51V52H18ZM34 51L36 52V53H34ZM92 51V52H93ZM157 51V50H156ZM162 51V50H161ZM166 50H164L163 52H165ZM201 51V50H200ZM199 51V52H200ZM227 51H228V49H227ZM16 52H17V54H16ZM22 52H23V54H22ZM27 52V53H26ZM31 53L30 55L28 54V53ZM91 52V51H90ZM158 52V51H157ZM157 52L155 53V54H157ZM162 52V53H163ZM226 52V53H225ZM32 53H33V56H32ZM153 53V52H152ZM160 53V52H159ZM169 53H172V52H169ZM176 54H177V52H175ZM174 53V54H175ZM183 53V54H182ZM192 53V52H191ZM196 53H197V55H196ZM215 53V54H214ZM235 52H233V54L232 55H235V54H237V51H236V53L234 54ZM20 54H22V55H20ZM25 54V55H24ZM28 54V55H27ZM36 54H37V56H36ZM154 54V55H155ZM164 54V53H163ZM167 54V53H166ZM165 54V55H166ZM174 54H173V56H174ZM212 54H213V56H212ZM247 54V53H246ZM245 54V55H246ZM249 54H247V58H244V59H246V60H248V61H246V66H247V68L249 67L248 65H247V62H249L250 63V58L248 59V56H249ZM24 55V56H23ZM35 55V56H34ZM159 55V54H158ZM215 55H219L218 56V58L216 57L215 58ZM21 56H23V57H21ZM25 56H27V57H25ZM29 56V57H28ZM96 55L94 54V57H95ZM152 56H153V54H152ZM226 56V55H225ZM236 56V55H235ZM96 57H98V56H96ZM128 58H130L129 56H127ZM154 57V56H153ZM152 57V59L154 60V58L156 57H154L153 58ZM234 57V56H233ZM244 57V56H243ZM151 58V57H150ZM149 58V59H150ZM157 58V57H156ZM168 58H169V56H168ZM178 58V59H177ZM191 58V59H190ZM193 58V59H192ZM213 58H215V59H213ZM240 58H241V56H240ZM261 58V57H260ZM126 59V60H125ZM148 59V60H149ZM157 59H160V57H158ZM156 59V60H157ZM222 59H224V60H222ZM236 59H237V56H236ZM235 58H234V62H235V60H236ZM128 60V61H127ZM143 60H145V59H143ZM155 60V61H156ZM190 60V61H189ZM193 60H195V61H193ZM260 60V61H259ZM132 61V60H131ZM158 61V60H157ZM164 62H165V60H163ZM162 61V62H163ZM210 61V62H209ZM223 61V62H222ZM130 62V64L128 65V63ZM133 63H134V60L132 61ZM154 62V61H153ZM153 62H151V64L153 63ZM174 62V61H173ZM146 63V62H145ZM148 63V62H147ZM156 63V62H155ZM154 63V64H155ZM159 63V62H158ZM210 63V64H209ZM236 63V62H235ZM234 63V64H235ZM244 63H245V61H244ZM252 63V65L250 66V67H253L254 65H253V61L251 62ZM263 63V64H262ZM0 64H2V63H0ZM142 64L144 65V63L142 62ZM157 64V63H156ZM160 64V63H159ZM165 64V63H164ZM169 64H165V65H169ZM224 64V65H223ZM239 64V63H238ZM148 65H149V63H148ZM153 65V64H152ZM163 65V64H162ZM162 65H161V69H164V67L162 68ZM165 65H163V66H165ZM239 65H241V64H239ZM250 65V64H249ZM133 66H135V64L133 65ZM199 66V67H198ZM211 66H213V68L211 67ZM217 66V67H216ZM226 66V67H225ZM259 66V65H258ZM136 67V66H135ZM145 67H147V65H145ZM152 67V66H151ZM157 67V70H161L160 69V66H155L153 69L152 68H150V66H148L147 67V69H152V70H154V71H157L155 68ZM159 67V68H158ZM167 67V69H168V67L169 66H166ZM233 67V68H234ZM242 67V66H241ZM249 67V68H250ZM169 68V69H170ZM198 68V69H197ZM200 68V69H199ZM202 68V69H201ZM207 68V69H208ZM217 68V69H216ZM238 68H240V67H238ZM238 68H236V70H238ZM246 68V67H245ZM136 69V68H135ZM143 69H144V67H143ZM143 69H142V66L140 67V71H143ZM146 69V71H147V73H150L151 74V72H148L149 70H147ZM166 69V68H165ZM165 69H164V71H165ZM166 69V70H167ZM170 69V70H171ZM172 69V70H173ZM219 69H221V68H219ZM221 69V70H222ZM235 69V68H234ZM151 70V71H152ZM170 70H168L169 72H170ZM172 70H171V72H172ZM173 70V71H174ZM176 70H179L178 72L176 71ZM245 70V69H244ZM252 70V69H251ZM254 70L256 71V69H255V67H254ZM258 70V69H257ZM127 71H129V73L127 72ZM185 71V72H184ZM199 71V73H202V72H200ZM247 71H249V70H247ZM145 72V71H144ZM170 72V73H171ZM191 72H193V70L191 71ZM208 72V71H207ZM222 72V71H221ZM233 71H230V73H232ZM234 72H237V71H234ZM261 72V71H260ZM259 72V70H258V73H260ZM198 73V75H200ZM203 73H205V72H203ZM229 73V74H230ZM263 73H264V71H263ZM263 73H261L262 75H263V77H264V74ZM139 74V75H138ZM178 74H179V76H178ZM222 74V73H221ZM243 74H244V71H243ZM250 74V73H249ZM149 75V74H148ZM147 75V77H149ZM153 75H154V73H153ZM177 75V77H175ZM186 77H184V76ZM206 75H208V74H204V76L206 77ZM247 75H248V73H247ZM251 75V74H250ZM146 76V75H145ZM156 76V75H155ZM155 76H153V77H155ZM232 76H233V74H232ZM249 76V75H248ZM248 76H246V77H248ZM252 76V75H251ZM152 77V78H153ZM172 77V78H171ZM201 77V76H200ZM199 76H198V78H200ZM210 77V76H209ZM4 78H6V77H4ZM139 78V79H138ZM183 78H185L184 80H183ZM219 78V77H218ZM149 79V78H148ZM170 79H169V84L171 85V83H170ZM195 79H197V78H195ZM225 77H224V81H225ZM227 79H228V75H227ZM149 80H152V79H149ZM177 80H173L172 79V83H175V85L177 86L176 88H178L179 86H180V84H184V83H181V82H175V81H177ZM199 80V79H198ZM216 80H218V79H216ZM215 80V81H216ZM264 80V79H263ZM186 81H184V82H186ZM193 81V80H192ZM191 81V79H190V82H192ZM196 81V80H195ZM214 81V82H215ZM223 81V80H222ZM25 82H27V84L28 83H31V85H33V87L32 86H29V85H26L27 86V89H26V86H25ZM148 82V81H147ZM151 82V81H150ZM188 82V81H187ZM197 82V81H196ZM213 82V81H212ZM211 82V84H213ZM189 83V82H188ZM193 83V82H192ZM225 83H226V81H225ZM230 83V82H229ZM178 84V85H177ZM197 84V83H196ZM201 84V83H200ZM228 84V83H227ZM141 85V84H140ZM148 85V84H147ZM169 85V86H170ZM188 85H191V84H188ZM198 85V84H197ZM23 86H25V87H23ZM142 86V88H143V85H141ZM150 86V85H149ZM156 86H158V85H156ZM181 86H183V85H181ZM180 86V87H181ZM200 86V85H199ZM29 87V88H28ZM30 87H32V88H30ZM147 87V86H146ZM167 87H168V85H167ZM175 88V89H176ZM185 88H186V86H185ZM187 88H188V86H187ZM198 88V87H197ZM137 89L139 90V91H137ZM145 89V88H144ZM147 89V88H146ZM166 89V88H165ZM168 89H170V87L168 88ZM183 89V88H182ZM189 89V88H188ZM209 89H210V87H209ZM1 90H0V92H1ZM148 90V89H147ZM163 90V89H162ZM161 90V91H162ZM177 90V89H176ZM175 90V92H176V95H175V93H174V95L175 96H173L174 98V100L175 101H179L180 102V100L179 99H177V98H179V96L177 97V91H178V93H179V90H177L176 91ZM211 90V89H210ZM3 91H2V93H3ZM167 91V93L166 94H168V91L169 90H166ZM191 91V90H190ZM195 91H197V89L195 90ZM138 92V94L140 95V93L142 94V96L140 95L138 98L136 97V93ZM145 92H146V90H145ZM164 91H162L161 93H163ZM158 93V92H157ZM160 93V94H161ZM192 93V92H191ZM208 93V92H207ZM145 94V93H144ZM159 94V95H160ZM181 94V93H180ZM187 92H186V94H185V97L183 96V103L184 102H186L185 103V105H187V98L189 97V95L187 96ZM215 94H217V93H215ZM4 95V96H3ZM158 95V97L157 98H159V99H161V100H159V102L160 101H162V99L163 98H160V96ZM163 95H164V93H163ZM194 95V94H193ZM207 95V94H206ZM168 96V95H167ZM175 97H177L176 99H175ZM199 97V96H198ZM202 97V96H201ZM216 97H220V95L219 96H216ZM139 98V99H140ZM185 98V99H184ZM213 98H215V97H213ZM212 98V99H213ZM257 98V97H256ZM164 99H166V98H164ZM189 100H190V98H188ZM204 98H202V100H203ZM259 99V98H258ZM257 99V100H258ZM211 100V99H210ZM217 100V99H216ZM215 100V101H216ZM260 100V99H259ZM178 102V103H179ZM193 102V101H192ZM196 102H198V100L197 101H195V103ZM210 102H212V101H210ZM209 102V103H210ZM216 102H218V101H216ZM260 102H263V101H260ZM107 103H109L110 105V107H112V108H110V107H107L108 106V104ZM142 103V102H141ZM162 103V102H161ZM165 103V102H164ZM205 103V102H204ZM208 103V104H209ZM107 104V108L105 107V105ZM177 104V103H176ZM197 104V103H196ZM207 104V105H208ZM225 103H223V105H224ZM138 107H137V106ZM192 105V104H191ZM206 105V106H207ZM193 106H194V104H193ZM193 106H191V107H193ZM225 106V105H224ZM187 107V106H186ZM186 107H183V108H186ZM106 108V109H105ZM111 110H110V109ZM125 108L126 109H129V110H131V112H130V114L132 113V111H134V108L136 109L134 112V114H136L135 116H132L131 115V118L129 117L130 116V114L128 115V114H125L126 113V111H125ZM182 108V107H181ZM180 108V109H181ZM183 108H182V110H183ZM198 108V107H197ZM197 108H195V109H197ZM107 109H109L108 111H110V112H112L113 111V117L116 115V114H118L119 113V115H120V113H122L123 114V111H121V110H124V114L128 117H126L124 114V116L121 118V115L119 116L118 115V117L117 116H115L118 120H120L118 123L119 124H125V123H127V122H129V124H128V127H126V130L124 129V126H122V127H120V125L119 124H117V126L118 127H112V131L111 132H108V131H106V127L107 126H105V127H103L104 125L103 124H107L106 122H105V118L107 117V116H105V115H108L107 114ZM141 110V109H140ZM190 110H192L191 108H190ZM190 110H189V112H190ZM121 111V112H120ZM193 111H194V107H193ZM203 111V110H202ZM109 112V113H110ZM186 112H188L187 111V108H186ZM263 112V111H262ZM114 113H116V114H114ZM140 113V111L138 112V114ZM177 113H179V111H177ZM180 113H183V112H180ZM195 113V112H194ZM199 113H202L201 111L199 112ZM204 114V113H203ZM1 115V114H0ZM176 115V114H175ZM179 115V114H178ZM193 115V116H192ZM191 116L192 117H194V114H192ZM195 115H196V113H195ZM199 115V114H198ZM260 115V114H259ZM105 116V118H103ZM138 116V115H137ZM140 116V115H139ZM138 116V117H139ZM182 116V115H181ZM180 116V117H181ZM200 116V115H199ZM261 116V115H260ZM264 116V115H263ZM112 117V118H113ZM175 117V116H174ZM192 117L191 118H189V119H192ZM256 117V116H255ZM3 118H4V116H3ZM107 118H111V113H110V115H108V117ZM111 118V119H112ZM120 118V119H119ZM125 118L126 119H129V121H127V122H125L124 123V121H125ZM195 118V117H194ZM259 118V117H258ZM89 119H90V121H91V123H90V121H89ZM102 119V120H101ZM197 119V118H196ZM195 119V120H196ZM6 120L4 121L3 120V122H6ZM85 120H88V121H85ZM124 120V121H123ZM193 120V119H192ZM94 121H96V123L98 122V121H101V122H104L102 125V127H103V129H100L102 132H103V137H102V133L100 134L101 135V137H100V135H99V132L98 131H100V130H96L95 129V127L94 126H92L91 127V124L93 123ZM190 121V120H189ZM86 122V123H85ZM88 122H89V124H90V126H87V124H88ZM136 122H138V120H136ZM135 122V123H136ZM96 123L94 122V125H96ZM4 124V123H3ZM2 124V126H5V124L3 125ZM15 124V123H14ZM115 124H116V122H115ZM93 125V124H92ZM13 126V125H12ZM18 126V127H17ZM101 127V128H102ZM120 127V128H119ZM262 127V126H261ZM114 128V129H113ZM115 128H116V130H115ZM257 129V128H256ZM259 129V128H258ZM260 129H263V128H260ZM100 131V132H101ZM104 131H106V132H104ZM259 131V130H258ZM258 133V132H257ZM84 136H90L91 137V141L93 142V140H95L99 145H100V143H101V141H103V150H102V152L101 153H104V155L105 156H103V154H101V156L102 157H100V155H99V159H102L103 157H108V155L109 156H114L115 158H114V163L112 164H110L108 167H110L111 165L112 166H117L118 168H115L116 169V171L118 172H115V174H119V175H117V177H119V183L117 182L118 181V179H117V183L119 184H117V186H122L123 184H122V182H124L125 180H124V178H127V176H129V174L130 173H132V175L133 176H136V179H135V177H133L131 174V176L133 177V179H135V180H131L132 179V177H131V179H129V177H128V180H130V181H133V183H131V184H129L128 182H130V181H128L127 182V184H129V187L128 188H130V185H131V187L132 188H130L129 190H130V193H131V191H135L134 193H136V194H133V192H132V194H130L129 192L128 193H126V191H125V193H122L123 192V189H125V188H122V191H121V189H116V190H120L119 192H121V193H119V192H116V193H114V192H112V193H109L108 192V190L106 189V187L108 188L111 184L110 183H108V184H110L109 186H106V185H104V179H106V182L108 181L107 179H108V174H107V166H106V168L104 167V170L106 169L107 171L104 173L105 175V178H104V176H102L103 177V179L102 180H98V178L100 177V171L99 170H96V173H97V171H99L98 173H99V176H97L96 178H92V176H91V173L90 172H92V171H90V168H91V170H92V166H93V157L91 158V156H90V154H92V150L91 149H93V147H90L91 149H89L88 150V148H86L85 146H87L86 144H88L89 143V141L87 140V138L86 137H84ZM85 138L87 141H85L84 139H83V141H85V146L84 145H82L83 143H81V145H80V142H82L81 140H80V138ZM136 137V138H135ZM92 138H93V140H92ZM97 138H99V139H97ZM97 140H99V141H97ZM129 141V145L127 144V142L126 141ZM80 141V142H79ZM94 141V142H95ZM88 142V143H87ZM93 142V143H94ZM94 143V145H96L97 143ZM125 142H126V144H125ZM90 144V143H89ZM97 144V146H96V148L97 147H99V145ZM254 144V143H253ZM125 145H128V146H130L129 148H131V150L128 148V150H130V151H127V148L126 147H128V146H126L125 147ZM82 148V150H88L89 152H91L90 154H89V152L87 151V153L89 154H87L88 156H89V162H92V163H90V164H92V165H90L89 163V165L91 166L90 168H89V170L83 165V164H85L84 163V161H83V163H82V160H83V158H81V156H82V154L84 153V152H82L81 153V148ZM84 147V148H83ZM88 147H89V145H88ZM253 147V146H252ZM254 147H255V145H254ZM257 147V146H256ZM255 147V148H256ZM95 148V153H94V155L96 156V154H97V149ZM99 149V148H98ZM135 150V149H134ZM254 150V149H253ZM85 151V152H86ZM133 151V150H132ZM152 151V150H151ZM85 153L83 154L84 155V158L86 157L85 155H86ZM143 154V153H142ZM175 154V153H174ZM257 154H258V152H257ZM256 154V155H257ZM254 155V154H253ZM253 155L251 156V159H252V157H253ZM143 156H146V155H143ZM148 156L149 155H147L146 156V158H148ZM158 156V155H157ZM173 156H175V155H173ZM177 156V155H176ZM150 158H152L151 156H149ZM159 157V156H158ZM158 157H156V158H158ZM248 157H249V155H248ZM108 158H110V157H108ZM136 158V159H135ZM168 158V157H167ZM167 158H164L165 160L167 159ZM92 159V161H90ZM131 160V164L133 163L134 164V162L137 164V166H134L135 168H137V167H139L138 169L139 170H134L133 169V167L131 166V164H129L130 165V170H131V172L130 171H128V173L129 174H127V171L126 170H129V167H126V165L128 164V162H126V161H129V160ZM175 159V158H174ZM85 160H86V158H85ZM112 160H111V162H112ZM134 160V161H133ZM139 161V162H141V163H139V162H137V161ZM143 160V159H142ZM153 159H151L150 160V162L152 161ZM241 160V159H240ZM239 160V161H240ZM99 161V160H98ZM133 161V162H132ZM145 161V158H144V160H143V162ZM154 161V160H153ZM151 162V165L152 164H157L158 162H156V161H154V162ZM160 162H159V164H157V165H163L164 163H163V161H162V163L163 164H160L161 163V160H159ZM167 161H168V159H167ZM166 161V162H167ZM98 163V162H97ZM103 163V162H102ZM101 163V167H102V164ZM129 163H130V161H129ZM139 163V164H138ZM144 163H146V161L144 162ZM106 164H109V162L108 163H106ZM115 164V165H114ZM132 164V165H133ZM136 164H134V165H136ZM169 164V163H168ZM157 165H156V167H157ZM97 166V165H96ZM104 166H105V164H104ZM111 166V167H112ZM128 166V165H127ZM142 166V165H141ZM171 166V165H170ZM174 166V165H173ZM131 167H132V169H131ZM146 167H148V168H146ZM153 167H155V166H153ZM152 167V168H153ZM165 167V166H164ZM164 167H162V168H164ZM169 167V166H168ZM167 166H166V168L165 169H163L164 170V173H167L168 171V168ZM112 168H114V167H112ZM128 168V169H127ZM158 168H160L159 166H158ZM184 168V167H183ZM187 168V167H186ZM100 169V168H99ZM111 169V168H110ZM115 169H113V170H115ZM146 169V170H145ZM155 169V168H154ZM167 169V170H166ZM170 169H172V168H170ZM185 169V168H184ZM94 170V169H93ZM101 170V169H100ZM104 170H103V172H104ZM113 170H112V176H116L114 173H113ZM153 170V169H152ZM151 169H149V171L150 172H148V174H150L151 172H153ZM158 170V169H157ZM156 170V171H157ZM160 170L161 171H163L161 168H160ZM160 170H159V172H160ZM174 170V169H173ZM186 170V169H185ZM90 171V172H89ZM110 171V170H109ZM155 171V172H156ZM167 171V172H166ZM171 171V170H170ZM175 171V170H174ZM102 172V173H103ZM158 172V173H159ZM172 172V171H171ZM110 173V175H111V172H109ZM139 173V175H138V177L139 178H137V174ZM161 174H157L159 177H160V179H159V177H158V179H157V177H155V179L156 180H159V181H157V182H161L160 180H161V178H162V181H164L163 179H165V181L164 182H162V183H165V182H167L168 184L169 183H173V180L174 181H176L175 180V172L173 173L172 172V174L174 175H172L171 173L170 174H168V175H170L171 176V178L173 177V179H172V181H168V177L170 178V176H167V174H166V176H167V179L164 177V174L162 173V172H160ZM178 173V172H177ZM127 174V175H126ZM162 174H163V176H162ZM187 174V173H186ZM101 175H103V174H101ZM124 175L126 176V177H124ZM154 175H156V173L154 174ZM177 175H180V173H178ZM147 177H151V176H153V174L151 173L150 174V176H148V175H146ZM146 176H144V178H146ZM182 176V175H181ZM164 177V178H163ZM183 177H186V176H183ZM110 178V177H109ZM152 178V177H151ZM177 178V177H176ZM189 178V177H188ZM138 179V180H137ZM178 179V178H177ZM179 179H182V178H180L179 177ZM184 180H186L185 178H183ZM144 181H149V179H147V180H145V179H143ZM190 180V179H189ZM192 180V179H191ZM114 181V183L116 184V182ZM121 181V182H120ZM151 181V180H150ZM153 181H154V177H153ZM152 181V182H153ZM181 181V180H180ZM98 182L100 183V184H98ZM182 182V181H181ZM189 183H190V181H188ZM120 183L122 184V185H120ZM138 183H136V185H139ZM145 183H150L151 184V182H145ZM171 183V184H172ZM185 183H186V181H185ZM184 183V181L182 182V185L183 184H185ZM192 183V182H191ZM107 184V183H106ZM124 184H126V183H124ZM133 184V185H132ZM142 184V185H141ZM153 184V183H152ZM151 184V185H152ZM158 184H160V183H158ZM174 184V183H173ZM178 185H179V183H177ZM147 185V184H146ZM145 185V186H146ZM176 185V184H175ZM177 185V186H178ZM112 186V185H111ZM116 186V185H115ZM125 186V185H124ZM160 186V185H159ZM169 186V185H168ZM185 186V185H184ZM113 187V186H112ZM137 187V186H136ZM155 187L156 186H154V190H155ZM114 188V187H113ZM148 188H150L149 186H148ZM168 188V187H167ZM167 188L165 187V189L167 190ZM170 188V187H169ZM171 188H174V185H173V187L171 186ZM177 188V187H176ZM175 188V189H176ZM187 188V187H186ZM109 189H110V187H109ZM127 189V188H126ZM157 189H158V186H157ZM161 189H162V187H161ZM164 189V188H163ZM178 189V188H177ZM177 189H176V193L178 194V192H177ZM180 189V188H179ZM183 189V188H182ZM142 190H143V188H142ZM148 191V193H150L149 192V189H147ZM151 190V189H150ZM153 190V191H154ZM174 190V189H173ZM172 190V191H173ZM184 190V189H183ZM109 191H111V190H109ZM127 191H128V189H127ZM155 191H157V190H155ZM165 190H163V192H164ZM188 190H186V192H187ZM141 192V191H140ZM159 192H160V190H159ZM180 192V191H179ZM92 193H94V195L95 196H97L98 197V200H99V207L98 208H92V207H90L89 206V202H88V199L91 197V195H92ZM154 193H156V192H154ZM164 193H166V192H164ZM175 193V192H174ZM175 193V194H176ZM181 193H182V191H181ZM187 193H189V192H187ZM126 194V195H125ZM127 194H129V195H127ZM157 194H158V192H157ZM163 194V193H162ZM172 194V193H171ZM171 194H170V196H171ZM176 194V195H177ZM149 195V194H148ZM151 195V194H150ZM154 195V194H153ZM165 195V197H166V195L168 196V191H167V194H163V196ZM173 195V194H172ZM187 195V194H186ZM138 196H140V197H138ZM182 196H184V194L182 195ZM154 197H155V195H154ZM174 197V196H173ZM187 197V196H186ZM139 198V199H138ZM181 198H183V197H181ZM169 199V198H168ZM138 200H139V203H138ZM91 201H93V200H91ZM105 202V203H104ZM170 202V201H169ZM169 202H167V204L169 203ZM173 202V201H172ZM104 203V204H103ZM131 203H133V205L131 206ZM138 203V204H137ZM146 203V202H145ZM171 203V202H170ZM102 204L103 205H105V206H102ZM127 204H130V205H127ZM137 204V205H136ZM129 206L128 208H129V210L128 209H126L125 211H129V214L128 215H123L125 212H123L124 211V208L123 207H125V206ZM135 205V206H134ZM172 205V204H171ZM93 206V205H92ZM127 206H126V208H127ZM131 207V208H130ZM135 207V209H133ZM147 207V206H146ZM148 208V207H147ZM162 208V207H161ZM170 208V207H169ZM169 208H168V212H169ZM131 209V210H130ZM139 209V208H138ZM165 209V208H164ZM173 209V208H172ZM172 209L170 210V213H171V211H172ZM140 210H142V209H140ZM140 210H138V215H137V217L140 215V213H141V215H143V214H145L144 212H143V214H142V212H140ZM144 210H148V209H144ZM156 210V209H155ZM160 210H162L163 211V209H160ZM150 211V210H149ZM153 211V210H152ZM167 211V210H166ZM102 212H106L105 214H103ZM108 212V213H107ZM148 212V211H147ZM174 212H176V210H174ZM151 213V212H150ZM167 212H165V214H166ZM173 213V212H172ZM122 216H124L123 218H121V215ZM136 214V213H135ZM148 213H146L145 215H147ZM154 214V213H153ZM163 214H164V211H163ZM168 214V213H167ZM167 214L166 215H163V216H165L166 218H168V216H167ZM178 214V213H177ZM103 215V216H102ZM105 215V216H104ZM149 215V214H148ZM160 215V214H159ZM173 215H175V214H173ZM100 216H101V218H100ZM136 216V215H135ZM154 216V215H153ZM177 216V215H176ZM114 219V222H113V219ZM137 217H135L136 218V222H137V224L138 225H136V223H135V220H133L134 222L132 223V224H134L135 226H133L134 228H130L132 231H135V233L134 232H132V234L133 235H135L136 234V228L135 227H137V226H139V221H138V218ZM149 217V216H148ZM161 217V216H160ZM170 217H171V214H170ZM169 217V218H170ZM2 218V219H1ZM93 218V217H92ZM98 218H100V219H98ZM117 218V219H116ZM134 218V219H135ZM141 218H143V219H141ZM175 218V216L173 217V219ZM178 218V217H177ZM177 218H175V219H177ZM87 219H89L90 220V218L88 217ZM110 219V220H109ZM124 219V220H123ZM139 219H141V220H144V215H143V217H139ZM151 219V218H150ZM153 219V218H152ZM158 219V218H157ZM163 219V218H162ZM174 219V220H175ZM86 220V219H85ZM121 220V221H120ZM128 220V219H127ZM126 220V221H127ZM140 220V221H141ZM147 220H148V218H147ZM165 220V219H164ZM163 220V221H164ZM91 221V220H90ZM98 221H97V223H98ZM110 221H111V223H110ZM151 221V220H150ZM155 221H156V219H155ZM159 221H160V219H159ZM158 221V224L161 222H159ZM3 222H1V223H3ZM121 222V223H120ZM176 221H174V223H175ZM0 223V224H1ZM81 223V225H79V227H80V229H78L77 228V226H78V224H80ZM107 223V224H106ZM141 223V222H140ZM146 223L147 224H149V223H153V221H151V222H145V226L144 227H146L147 228V226L149 227V225H147L146 226ZM171 223V222H170ZM185 223V222H184ZM87 224H89V223H87ZM86 224V225H87ZM105 224V225H104ZM158 224H156V225H158ZM172 224H173V222H172ZM178 224V223H177ZM106 225H107V227H106ZM118 225V227H120V228H122V225H120L119 226ZM143 225V224H142ZM142 225H140L139 227V230L143 227ZM154 225H155V223H154ZM175 225V224H174ZM96 226H97V224H96ZM101 226H102V228H101ZM103 226H105V228L103 227ZM110 226V228L112 229V227ZM142 226V227H141ZM151 226H152V224H151ZM150 226V228H152ZM163 226V225H162ZM171 226V225H170ZM170 226H168V227H170ZM192 226H194L195 227V225H192ZM199 226V225H198ZM93 227V226H92ZM99 227V226H98ZM156 227V226H155ZM172 227V226H171ZM175 227H176V225H175ZM177 227H178V225H177ZM177 227H176V229H177ZM150 228H148V229H150ZM161 228V227H160ZM164 228V227H163ZM181 228V227H180ZM179 227H178V229H180ZM100 229V230H99ZM152 229H154V228H152ZM150 230V231H153V230ZM157 229V228H156ZM155 229V230H156ZM183 229V228H182ZM1 231H2V229H0ZM123 230H124V227H123ZM122 230V231H123ZM130 230V231H131ZM138 230V229H137ZM138 230V231H139ZM145 230V233H146V230L147 229H144ZM144 230H142V231H144ZM163 230V229H162ZM170 231L172 230L171 228L169 229ZM192 230H193V228H192ZM195 230H196V228H195ZM4 231V230H3ZM82 231V230H81ZM80 231V232H81ZM89 231V230H88ZM106 231V230H105ZM109 231V230H108ZM114 231H117V229L115 230L114 229ZM113 231V233H114V235L115 234H118V232H114ZM137 231V232H138ZM148 231V230H147ZM150 231H148L149 233H150ZM178 231V230H177ZM194 231V230H193ZM197 231V230H196ZM204 231V230H203ZM154 232V231H153ZM153 232H152V234H153ZM10 233V234H9ZM113 233H112V235H113ZM122 233H124V232H122ZM121 233V234H122ZM145 233H143L144 235H145ZM173 233V232H172ZM175 233V232H174ZM208 233V232H207ZM7 234H9V235H7ZM106 234H108V232L107 233H105V236L104 237H107L106 236ZM120 234V233H119ZM138 234V233H137ZM142 233L140 234L141 236L143 235ZM147 234V233H146ZM155 234V233H154ZM170 234V233H169ZM168 234V235H169ZM177 234V233H176ZM194 234H195V232H194ZM203 235L202 233H199V235ZM27 235H29V236H27ZM104 235V234H103ZM103 235H101V236H103ZM167 235V234H166ZM173 235V234H172ZM175 235V234H174ZM197 236V237H200V236ZM204 235H206V233L204 234ZM5 236V235H4ZM27 236V237H26ZM80 236V237H79ZM116 236V235H115ZM114 236V237H115ZM118 236V235H117ZM84 237V236H83ZM109 237V236H108ZM110 237H112L111 235H110ZM146 237L148 238V236L146 235ZM146 237H144V238H146ZM152 237V236H151ZM161 237V236H160ZM159 237V238H160ZM174 237V236H173ZM184 237V236H183ZM203 237V236H202ZM136 238V237H135ZM146 238V239H147ZM167 238V237H166ZM171 238V239H170ZM175 238V237H174ZM176 238H178V237H176ZM181 239H182V237H180ZM179 238V239H180ZM195 238H196V236H195ZM1 239V238H0ZM10 239V238H9ZM13 239V240H14ZM85 239H86V237H85ZM103 239V238H102ZM110 239H113V238H110ZM120 240H123V239H121V238H119ZM130 239L132 240V237L130 236ZM146 239H143L144 240V244H145V240ZM168 240H167V242H170L171 243V241H172V243L170 244V245H173V241L174 242H176V240L174 239V240H172V237L171 236H169L168 238H167ZM169 239L171 240V241H169ZM197 239V238H196ZM30 240V243H31V245H33L32 246V249H30L31 247L30 246H28L27 248H29L30 249V251L29 252H33V253H29L28 251V253L27 254H25L24 253V255L25 256H27V257H25L24 255H23V252H22V250H21V248L25 245V244H23V243H25V242H28ZM109 240V239H108ZM113 240H116V239H113ZM120 240H116L118 243H116L117 245H120L119 243H121V241ZM136 240H138V239H136ZM164 240V239H163ZM204 240V239H203ZM3 241V242H4ZM11 241V240H10ZM86 241V243H87V240H85ZM110 241V240H109ZM140 241V240H139ZM182 241H185V240H182ZM182 241H181V244L183 245V243H182ZM198 241V240H197ZM209 241V240H208ZM2 242V240H1V244H0V246L1 247H5V246H2V245H4V244H2L3 243ZM4 242V243H5ZM111 242V241H110ZM147 242V241H146ZM156 242H158V241H156ZM179 242V240H177V243ZM199 242V241H198ZM202 242V241H201ZM201 242H200V244H201ZM33 243V244H32ZM89 243V242H88ZM136 243H138L139 244V242L138 241H136L135 242V244ZM162 243H163V241H162ZM212 243H214V242H212ZM216 243V242H215ZM27 244H29V242L27 243ZM111 244H115V242L114 241H112V243ZM123 244V243H122ZM142 244V247H141V245L139 246L140 248L138 249H136V251H141L140 249L141 248H143V246H144V244L143 243H141ZM154 244V243H153ZM180 244V243H179ZM186 244H187V246H189V244L187 243V241H186ZM207 244V243H206ZM117 245H116V247H117ZM169 245V244H168ZM169 245V246H170ZM175 245H176V243H175ZM185 245V244H184ZM184 245L183 246H181V248L179 247V245L177 246L176 245V249L177 248H180L181 250H183L182 248L184 247ZM208 245V244H207ZM216 245H217V243H216ZM88 246V245H87ZM110 246V245H109ZM112 246V245H111ZM135 246V245H134ZM169 246L167 247L168 249H169ZM186 246V245H185ZM197 246V245H196ZM91 247V246H90ZM114 247V246H113ZM120 247H122V245H120ZM118 248V250H122L121 248ZM149 247L151 248V246L149 245ZM148 246L146 247V250L145 251H143V253H145L146 251H147V249L149 250L150 248H149ZM212 247H213V245H212ZM25 249H26V247H24ZM115 248V247H114ZM157 248H159V247H157ZM173 248V247H172ZM208 248V247H207ZM216 248V247H215ZM0 249H2V250H5V249H7L6 247H5V249L4 248H0ZM176 249H174V253H175V250ZM186 249V248H185ZM209 249V248H208ZM157 250V249H156ZM167 249H165V251H166ZM179 249H177L176 250V252L178 251ZM181 250H179V251H181ZM196 250H198V251H200V249L199 248H197ZM7 251V250H6ZM90 252H91V250H89ZM113 251V250H112ZM130 252H132V246H131V248H130V250H129ZM164 251V255H166V252ZM167 251H169L170 252V254H171V250H167ZM178 251V252H179ZM198 251H194V253H192L190 256L193 258V256H194V254L196 255H198L199 254V256H200V253H202L201 251L198 253ZM0 252H1V250H0ZM22 252V253H21ZM25 252V251H24ZM115 252H118V254L120 253L119 251H117V249H116V251ZM150 252V251H149ZM149 252H147L146 254H148ZM172 252V253H173ZM188 252V247H187V251H185V250H183L182 252H180V254L181 253H186L185 255H187V256H185L184 254H182V256L179 254V253H176V256H178V254H179V256H181V257H175L176 259H173L172 261H168V260H170L169 258L171 257L172 258V255H170L169 256V254H168V252H167V254L168 255H166V256H169V258L168 259H166V257H164V255L162 254V253H160L159 254V257L161 256V254H162V257H158L159 259H160V261H161V259L163 260L164 258L166 259V261H168L169 263L168 264H184L185 262H189V260H191L190 262L191 263H194V260L190 257V256H188L190 253H187ZM22 254L24 257H23V259L22 260H20V258L19 257H21V256H19V254ZM35 253H36V255H35ZM92 253V252H91ZM123 253V252H122ZM129 253V252H128ZM157 253V252H156ZM207 253V252H206ZM33 254V255H32ZM88 254H90V253H88ZM117 254V255H118ZM135 254H137V253H135ZM145 254V255H146ZM222 254V253H221ZM0 255H1V253H0ZM3 255V254H2ZM35 255V256H34ZM92 255H93V253H92ZM125 255V254H124ZM129 255H130V253H129ZM128 255V256H129ZM138 255H139V253H138ZM143 255V254H142ZM183 255H184V257H185V261H184V263H183V259H180V258H183ZM202 255V254H201ZM207 255V254H206ZM17 256H18V258H17ZM28 256H30V257H28ZM34 256V257H33ZM94 256V255H93ZM96 256V255H95ZM95 256H94V259L93 260H95ZM135 256V255H134ZM137 256V255H136ZM157 256H158V254H157ZM156 256V257H157ZM199 256L197 257H194V259L196 258V260L198 259V261H199ZM1 257H3V256H1ZM90 257H92L91 255H90ZM98 257V256H97ZM119 257V256H118ZM117 257V258H118ZM125 257V256H124ZM155 257V258H156ZM164 257V258H163ZM173 257V258H174ZM188 257H190L189 259H187ZM224 257V256H223ZM116 258V259H117ZM120 258V257H119ZM123 258V257H122ZM135 258L136 257H134V260L133 261H135ZM140 258H142L143 259V257H140ZM155 258H153L154 259V262H155V260H157V259H155ZM180 259V261H179V259ZM200 258H202V263L204 264V261H205V259L203 258V256L202 257H200ZM33 259V260H32ZM121 259V258H120ZM119 259V261H121ZM129 259V258H128ZM149 259H150V257H149ZM152 259V258H151ZM152 259V260H153ZM107 260H109V258L107 259ZM111 260V262H114L113 261V259H110ZM144 261H145V259H143ZM143 260L141 261V262H143ZM188 260V261H187ZM195 260V261H196ZM201 260V259H200ZM30 261V262H29ZM35 261L33 262V264H36L35 263ZM97 261L98 260H95V262H96V264H97ZM123 261H125V260H123ZM122 261V262H123ZM132 261V262H133ZM163 261H165V260H163ZM162 261V262H163ZM165 261V262H166ZM182 261V262H181ZM193 261V262H192ZM196 262V264L198 263H200L201 261H199V262ZM222 261V260H221ZM223 261H224V258H223ZM111 262L109 263L108 262V264H111ZM117 262V261H116ZM132 262H130V263H132ZM148 262V261H147ZM152 262V264H154V262L153 261H151ZM162 262H160L161 264H162ZM164 262V263H165ZM206 262V261H205ZM218 263H219V261H217ZM98 263L100 264V262L98 261ZM129 263V264H130ZM136 264H137V262H135ZM144 263V262H143ZM146 263V262H145ZM144 263V264H145ZM186 263V264H187ZM228 263V262H227ZM1 264V263H0ZM32 264V263H31ZM101 264H103V262L101 263ZM105 264V263H104ZM115 264V263H114ZM124 264H126L125 262H124ZM133 264H134V262H133ZM148 264H151V263H148ZM155 264H159V260L157 261V262H155ZM165 264H167V262L165 263ZM189 264V263H188ZM195 264V263H194ZM222 264V263H221Z\"/></svg>", "mask_w": 264, "mask_h": 264}]
</instances>
